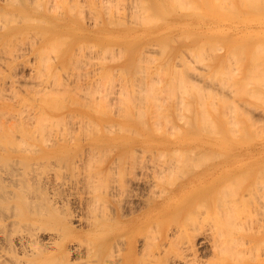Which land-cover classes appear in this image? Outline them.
Here are the masks:
<instances>
[{"label": "bare ground", "instance_id": "1", "mask_svg": "<svg viewBox=\"0 0 264 264\" xmlns=\"http://www.w3.org/2000/svg\"><path fill=\"white\" fill-rule=\"evenodd\" d=\"M2 1L0 0V11L3 15L4 14L3 12L4 11L9 12L11 7L9 6L10 8H8V6H7L9 2L7 4H4L5 0L3 1L4 3ZM11 1H14V0H11ZM19 1H18V3H22L21 4L22 7H24L26 9V7H28V6H26L27 3L31 4V2L33 0L31 2H29L30 0L29 1L27 0V3H25L24 0H22V2H19ZM42 1L43 0H41V1L40 0H36V1L34 0L33 4H35V2H36L37 5L39 7H41L43 5ZM51 1H53V0H51ZM60 1L61 0H59V2L56 1L59 5L57 3L54 5L59 6V9L61 8V11H63L62 10L63 5L60 7ZM65 1L68 2V4L66 2L65 3L69 6V7H67V9H69V11L71 9L70 13L72 12V10H74L76 8V5L80 4V3H76V2H79L80 0L79 1L75 0L76 2L72 1L74 3V6H75V8H73L71 0H69V1L71 2L72 6L70 5V2L68 0H65ZM81 1H83V0H81ZM84 1L82 2V4L84 3ZM91 1H89L90 4H94L91 6H93V7L95 6L96 11H97V9L99 10L101 6L98 8L95 4L98 1L94 0V1H97L94 3H93V1L92 2ZM101 1L103 2V0H101ZM108 1L106 0L105 2L107 3ZM110 1L111 2H109V3L112 5L113 0H110ZM118 1L121 2V0H117L115 2L114 6L113 5L109 6V3L107 5L105 2H104L105 4L104 3L102 4L101 2L100 3L102 5H106L104 7L102 6L103 8L108 7L107 9H105L106 11L105 10L104 11H105V13L108 12L110 14V12H112V11H109V10L112 9V7L114 8L115 5H117L120 8L119 5H121V4H119ZM128 1L129 0H125V2H124V0H123V3H124L123 13L126 10H129V7H127V6L133 7L135 2H136L135 6H134L135 9L132 8V9H134L135 14H134L133 10L130 8L132 10L131 13L134 15V17L137 16V13L141 14V12L145 11V12H143V14L140 15L141 18L143 19V20L142 19L141 20L144 23L148 21L147 24L148 23L150 24V26L148 25L149 27H155V26H151L152 23L150 22V20L152 19L151 21H154V20L156 21L157 18H154L153 15H150V17H148L149 14H151L149 12H148L149 14H146V11L148 10V7L150 6V4H145V5H149V6H146L147 8L145 7L146 8L145 9V8H143L142 1H140V0H138V1H140L139 3L136 0H133V5L129 4L132 2L131 0L129 1V3L127 5L126 2H128ZM174 1L172 0V2H174ZM187 1L188 0H186V2H182L181 3L182 6H180L178 4L179 7H183V9H184L186 6V5L184 6V4L185 3L187 4ZM217 1L218 0H216V2ZM223 1H225V0H222V3H221V0L219 1L222 4V5L219 4V6L223 7V8L220 7V8H222V10L223 9L226 10L228 6L227 7L224 6ZM247 1H249V0H247ZM259 1L261 3L262 2L264 3V0L263 1L259 0ZM15 2H16V0H15ZM63 2H64V0L61 2V4ZM87 2H86V6H88V4H89V3L87 4ZM153 2L155 4V1H153ZM168 2H169V0H168ZM178 2H179V0H178ZM178 2L176 0L175 4ZM239 2H240V0H239ZM242 2L244 3L245 1L241 0L240 6H239V5H237V4H239L238 2L236 4L235 0L234 1L231 0L230 4L233 5L235 3L236 6L241 7V6H243V5H241ZM250 2L252 3V1H250ZM256 2L258 3L257 0H256ZM39 3H40V5H39ZM52 3L53 2H51L49 6H51L53 8L54 6H52L53 5ZM75 3H76V5H75ZM188 3H191V2H188ZM192 3L195 4L196 3L195 0ZM224 3H226V2H224ZM228 3H229V0L226 4H228ZM263 3H262V5H263ZM9 4H11V3H9ZM46 4H49L48 0H47ZM125 4L127 5L126 6L127 9L125 7ZM137 4L138 5L141 4L140 6L142 8L139 6V9H138ZM169 4L171 5L174 3H169ZM244 4H246V2ZM254 4H256V3H254ZM258 4H260V3H258ZM14 5H16V3ZM83 5H85V4H83ZM83 5L82 6L79 5V6L83 8ZM143 5H144V2H143ZM178 5H177V7H178ZM231 5L228 8H231L232 10H233V8L235 9L236 6L232 7ZM247 5L249 6V3ZM252 5H253V3L251 4V6ZM33 6H35V5H33ZM49 6L47 5V6L43 7L42 10H39L41 8H38L37 11H38V13H40L39 15H42L43 13H44L43 15H45L47 12L50 15L49 12L52 13L53 9L51 8L52 11H50ZM91 6L89 8L90 11H91V9H93ZM117 6L115 7L116 11L114 10L115 12L113 11V13L117 14L118 10H122V8L119 9ZM157 6L159 7V4ZM163 6H164L163 8L168 7V5L167 6L163 5ZM197 6L200 7L201 5L199 6L198 3H197V5L195 4V7H196L195 9H200ZM251 6L248 7L249 11H250ZM12 7H13V5H12ZM121 7H122V5H121ZM193 7L194 6H192L190 4V8H193ZM214 7L215 6L213 5V8ZM243 7H245V6H243ZM253 7H255V5L252 6V8ZM256 7H258V6H256ZM85 8L86 7H84V10H85ZM140 8H141V10H140ZM173 8H174V5H173ZM188 8H189V6H188ZM190 8H189V11H190ZM261 8H263V7L261 6ZM17 9L20 10V8H17ZM57 9L58 8H56V11H55L56 13L59 11V10L57 11ZM142 9H143V11H142ZM150 9H151V7H150ZM169 9H170V11H169ZM169 9H168V11L171 12L170 7H169ZM210 9H212V8H210ZM214 9H216V8H214ZM236 9H239L238 12L240 10L243 11V9L245 11V8H243V9L236 8ZM81 10L83 11V9H81ZM81 10H79L78 13H76V14L80 15L82 13V15H80V17L82 16L81 18L84 20V19H86L84 17V15H85V13H86L85 11L87 9L84 12H81ZM131 10H129L127 14H131V13H129ZM135 10H137V11L140 10L141 12H136ZM157 10H158V8H157ZM166 10H167V8H166ZM166 10H161V11L166 12ZM177 10H179V9H177ZM177 10H175V11H177ZM260 10H262V9H260ZM11 11L9 12V14L11 13ZM15 11H16V9H14V12ZM183 11L184 10H182V12ZM186 11H188V10H186ZM233 11H235V13H236V10H233ZM253 11H254V9H253ZM18 12L15 14L16 16L13 13L14 18L17 17L18 20H19V18H20V20H22L21 19L22 15L20 17L17 16ZM20 12H21V14L23 13L22 11H20ZM25 12H26V10H25ZM29 12H30V10H29ZM76 12H77V10H76ZM177 12H179V11H177ZM182 12H180V13H182ZM1 13H0V17L2 16ZM7 13H5L7 20L9 19V20H12V22H13V18L11 19V17H13V15L11 16V14H10V17H9V14L7 15ZM36 13H33L34 14V17H33L34 20L39 19L38 15H37L38 13L37 14ZM53 13H54V11H53ZM56 13H55V15H56ZM62 13L63 12L60 13V16ZM65 13H66V15L63 16V14H62V17H59V18L56 17L58 19H56L55 21H54V19L51 18L53 20L52 22L57 23V25H61V24L69 25V23H71V21L73 22L74 20H76V19H74V20H72V19L76 18L77 16L73 17L71 19L70 15H68L67 12H65ZM74 13L75 12H73V14ZM118 13H120V15L123 14V13H121V11H119ZM144 13H145V18H144V16H142V15H144ZM154 13H155V10H154ZM174 13H176V12H174ZM186 13L188 14V12H186ZM186 13H185L186 16H189V15L191 16L193 14L192 13V14L187 15ZM189 13H191V12H189ZM220 13H221V11H220ZM244 13H243L244 15L247 14L246 12H244ZM35 14L37 15L36 17H35ZM87 14L89 16L91 15L88 12H87ZM92 14L94 15V13H92ZM97 14H100L99 11ZM109 14L105 15V17L107 16L108 20L110 19V17L113 18V22H114L116 17L114 16L115 17V19H114L113 15H115V14H113V15L110 14L111 16H109ZM196 14H197V12H196ZM253 14H255V13L253 12ZM55 15H53V16H55ZM79 15L77 18L78 21H79ZM133 15H132V18H133ZM200 15L202 16L201 12H200ZM223 15L226 16L224 13H223ZM46 16H47V14H46ZM125 16H126V20L124 18H122L121 16L117 15V17L121 18L119 20H121L122 22H123V20H124V22L128 20L127 19L128 15L125 14ZM140 16L138 15V18L136 17V19L133 18L134 20L130 16L132 21H130V20L129 21L133 22V23H137L138 20H140ZM154 16H155V14H154ZM159 16H160V14H159ZM172 16H174V15H172ZM186 16H185V18H186ZM197 16H198V14H197ZM4 17L5 16H3V18H0V20L1 19L4 20ZM94 17H95V19L101 18L98 15L93 16V19H94ZM123 17H124V15H123ZM209 17H210V15H209ZM232 17H233V15H232ZM249 17H247V19H246L247 21H248ZM257 17L260 18L261 15H260V17L257 15ZM23 18H25L26 20H32L29 18V16H27V18H26V16H23ZM53 18H55V17H53ZM146 18H148V19H146ZM160 18H162V16ZM183 18L184 17H182V19ZM244 18H246V17H244ZM244 18H240V19L243 20ZM25 19H23V20H25ZM90 19H91V17L89 18V21H90ZM95 19L93 20L94 23L96 21H100V23H101V22H103L102 20H104L101 18L102 20L99 19V20L95 21ZM260 19H262V18H260ZM3 20H1L2 22L0 21V23L3 24ZM7 20L6 21L4 20L3 26L5 25V22H10L9 20L8 21ZM40 20L41 19H39V21ZM44 20L46 21L45 18H44ZM83 20H81V21H83ZM108 20L106 21L107 23L112 21V20L111 21H108ZM117 20H118V18H117ZM135 20H137V21L135 22ZM165 20L167 21V17ZM169 20H168V22H169ZM171 20H173V19H171ZM208 20H210V19L208 18ZM262 20H264V19H262ZM142 21H139V22L142 24L143 23ZM158 21H160V19H158ZM158 21H157V24H159V26H161L160 23H162V22L158 23ZM162 21H164V20H162ZM173 21L175 22L176 20H173ZM184 21H186V19H184L182 22H184ZM198 21H200V20H198ZM223 21H224V19H223ZM234 21L235 20H233L232 22H234ZM257 21H258V19L256 20V22ZM14 22L18 23L17 21H14ZM23 22H25V21H23ZM33 22H35V21H33ZM52 22H49V23L51 24ZM84 22H88V21H84ZM180 22H181V20H180ZM182 22H181V24H182ZM219 22H221V20H219ZM256 22H255V25H256ZM19 23H21V21ZM36 23H38V22H36ZM39 23H41V22H39ZM79 23H80V21H79ZM79 23H77V24H79ZM90 23H91V21H90ZM116 23L117 22L115 21L114 24H116ZM121 23L118 22V25H120ZM196 23L194 22L192 24L195 26L196 25L198 26L199 22L197 24ZM200 23H202V25H203L204 22H200ZM200 23H199V25H200ZM211 23H212V21H211ZM213 23L211 24V26L213 25ZM217 23L218 22L216 21V24ZM221 23L223 25L226 22L225 23L221 22ZM237 23L239 24V22H237ZM244 23L247 24V22H244ZM250 23H251V25L253 24V26H254L253 22H250ZM258 23H259V21H258ZM258 23H257V25H258ZM2 24H0V26H2ZM48 24H46V25H48ZM81 24L82 23H80V25ZM95 24H97V22ZM110 24H113V23L111 22ZM157 24H155V25H157ZM243 24H242V26H243ZM249 24H248V26H249ZM71 25H73V24H70L69 26H71ZM133 25H136V24H133ZM143 25H145V24H143ZM180 25L178 27H183ZM222 25H220V26H222ZM230 25H232V24H230ZM236 25L237 24H235V26ZM240 25H238L237 30H238ZM3 26L1 27L2 29L0 28V30L4 29ZM37 26H39V25H37ZM99 26H98V28H100ZM174 26H175V24H174ZM208 26H210V23ZM213 26L215 29V24ZM217 26H219V24ZM48 27H50V25ZM87 27H88V25H87ZM87 27L85 26L86 31L88 33L89 31H88ZM94 27H95V25H94ZM190 27L191 26H189V29H190ZM225 27H227V30H228L229 27L228 26H225ZM8 28L5 29L7 31V33H8ZM20 28L22 29V27H20ZM20 28H15V30L16 29L19 30ZM67 28H68V26L66 27V29ZM80 28L82 29L83 27H80ZM85 28L83 29V31L85 30ZM104 28H105V26H104ZM104 28L102 27V30H104ZM118 28H119V26H118ZM168 28H170V27H168ZM175 28H176V26H175ZM246 28H247V26H246ZM255 28H256V26H254L252 28V29H254L253 30L254 32H252L254 34L256 33V30H257V28H256V30H255ZM38 29H41V28H38ZM75 29H72V30H75ZM89 29H90V27H89ZM93 29L95 30V28H93ZM120 29H122V27ZM165 29H167V28H165ZM171 29H173V28H171ZM184 29H185V25H184ZM184 29L182 31H180V33H182L181 35H179L180 34L179 33L177 36V34H176L178 32L177 31L175 33L176 35L174 36V34H173L172 36H174V38L177 40L178 39L181 40L186 36V38L189 37V38H187L189 40L190 35L187 36L188 35V34H186L187 32L185 34H183ZM191 29H192V27H191ZM212 29H213V27L211 28V30ZM234 29H236V28H234ZM234 29L233 30L231 29V30L233 32H235ZM239 29H241V26ZM17 30H16V32H17ZM72 30H70V31H72ZM108 30H110V29H108ZM159 30H161V29H159ZM190 30H188V32ZM195 30H196V28H195ZM195 30H194L193 35H195V33H196ZM249 30H250V28H249ZM13 31H12V33H15ZM28 31L29 30L27 28V32ZM39 31L37 33L34 30H33V32L30 31L31 33H33L35 35L34 36L32 34L31 36L36 37L38 35L39 38L36 37V39L38 38L40 40V38L42 36L44 37V35H42V34L49 32V30H47L46 32L41 31L42 32V34H41V32H39ZM78 31H81V30H78ZM126 31H128V29ZM131 31H132V29H131ZM162 31H159V32H162ZM198 31H200V29H198ZM84 32H80V33H84ZM94 32H96V31H94ZM108 32H110V31H108ZM142 32L145 34L144 31H142ZM149 32H150V30H149ZM191 32H192V30H191ZM212 32H213V30H212ZM222 32H223V30H222ZM53 33H54V31H53ZM153 33H155V32H153ZM165 33H166V31L164 32L163 36L166 35ZM173 33H174V31H173ZM197 33H200V32H197ZM206 33H208V32L206 31L204 33V35ZM229 33H231V32H229ZM21 34H23L22 35L23 38H20V34H19V37H17L16 34L14 36L17 42H18L17 38L20 39L18 43L21 42L22 44H25V42L23 43V41H22V40H25V38H28L26 40H29L30 38H32V39H30L31 40L30 42L32 44H35L38 42V41H35L36 39L31 37L30 35H29V37H27V35L24 34V31H23V33L21 32ZM27 34H29V32ZM55 34H59V33H55ZM95 34L96 33H94V36H97ZM100 34L102 35V33H100ZM103 34H106V33H103ZM112 34L114 36V33H112ZM120 34L117 33L118 36ZM152 34L150 36H152ZM190 34L192 35V33H190ZM226 34H228V33L226 32ZM233 34H236V32ZM233 34H232V36H233ZM243 34H244V32H243ZM245 34H246V32H245ZM3 35H5V34H3ZM3 35H1V33H0V36L3 37ZM60 35H61V33H60ZM92 35H93V33H92ZM134 35H135L134 40H136L135 42L138 43L139 41H137V38H136V35H138V34L136 33ZM141 35H142V33L139 34V38H141ZM158 35L159 34L157 33V36ZM183 35H185V36L182 37ZM10 36L8 37V39H6L7 36L5 37L6 42L4 41L2 43V46H0V47H3L4 45L7 47L8 43H10L8 45L9 47H10V45H13V47L16 46V44H15L16 41L13 38V35L11 36L12 37L11 41H13V39H14V41H15V42L13 41L14 44L10 42V39H11ZM24 36H26V37H24ZM46 36L47 35L45 34L44 39L46 38ZM105 36H104V38L108 37V36L107 37H105ZM124 36H126V35H124ZM163 36H161V38L165 39V38H163ZM172 36H169V37H172ZM224 36L230 37V34L224 35ZM247 36L249 38H251V35L249 36V34H248ZM55 37H56V35H55ZM62 37L65 39L64 35ZM62 37H61V39H59L60 41H63ZM70 37L69 38L73 40L74 36L72 37V35H71ZM178 37H180V38L182 37V38L180 39ZM192 37H194V36H192ZM209 37H210V35H209ZM212 37H216V35L212 36ZM238 37L239 36L237 35V38ZM253 37H255V35ZM66 38L68 39V37H66ZM76 38H79V37H76ZM76 38H74V40ZM139 38H138V40H139ZM142 38H145V37H142ZM156 38L157 37L154 38V41L158 39V38L157 39ZM197 38L195 40L200 39V38H198V39ZM70 39H69V41L66 40L67 42L64 45L62 42H61V44H58V43H60V41L58 39H57V41H59V42L56 43V38H55V42H54V40L52 42L56 43L58 45H61V46L63 45V48L65 47V49L68 50L71 48V46H70V48H68L69 46H67V43L70 42ZM80 39H81V37L79 38V40ZM86 39H88V38L86 37ZM91 39H90V42H93V41H91ZM100 39H103V36H101ZM129 39H130V37H129ZM129 39H126V40H129ZM151 39H153V38H150L149 39L150 42H149L148 39L145 38L141 42L144 43L145 40H147L148 43L151 44V46H152V44L154 45V46H152V48H150L151 46L148 44H143L144 46L140 52L138 51L137 47L134 49H137L138 53L139 54L142 53V55H144L146 53V51H149V54H151L150 51H152V50H153L152 54H154L156 52V50H159L161 48V45H159L160 42H157V41H156L157 44L156 43L154 44V41L153 40L151 41ZM167 39H168V37H167ZM173 39L169 38L170 41L165 39L166 41L163 40V42L165 41L168 44V42H171V40H173ZM202 39H204V38L202 37ZM7 40H9V41H7ZM48 40H50V38H48ZM109 40H110V38H109ZM119 40H121V39H119ZM188 40H186V42ZM232 40L233 39L231 38V41ZM33 41H35V43ZM50 41H47V42H45V40H44V42L42 41L43 44L44 43L46 44V45L44 44V46H46L47 48H45L43 45H41V49L44 47L43 49H45V50H42V51L45 53L47 51L48 58L52 59V58L57 57V55L55 54L57 52V50L55 53L51 52L54 50L55 47L52 48L50 46L52 44V43H49ZM112 41H114V40H112ZM160 41H161V39H160ZM193 41H194V39H193ZM215 41H216V44H219L220 41H224V40L218 39V41H219L218 42L216 39ZM215 41L212 42V44L213 43L215 44ZM0 42H2L1 37H0ZM30 42L28 43V41H26V43H28L29 46L32 47ZM63 42H65V40ZM94 42H96V41H94ZM176 42L178 43V41H176ZM189 42H192V41L189 40L188 43ZM194 42H192V43H194ZM210 42L211 41L209 39V41H207V44H209ZM4 43H6L7 45ZM47 43L50 44V45L48 44L49 47L47 46ZM76 43H77V41H76ZM76 43H75V45H77ZM79 43H81V42H79ZM108 43H109V41H108ZM142 43H141V45H142ZM145 43H147V42H145ZM174 43H175V41H174ZM200 43L202 45V43L205 44L206 41L205 42L200 41ZM228 43H230V42H228ZM261 43L263 45V42H261ZM81 44H83V42ZM84 44H86V42ZM93 44L95 45V43H93ZM93 44H92V46H93ZM100 44H101V46L104 45L102 41ZM100 44H99V46L96 44V46L101 47ZM132 44H134V43H132ZM186 44H183V46L185 47ZM214 44H213V46H215ZM241 44H242V42H241ZM20 45H17V47H20ZM27 45L25 44V46L27 48H31V47H28ZM70 45H72V44L70 43ZM83 45L82 46L80 45V48L82 50L84 48ZM87 45H88L87 47L89 48L90 44H87ZM111 45L113 46V44H111ZM141 45L139 47H141ZM155 45L156 46L159 45V47L157 46L156 49L153 48V47H155ZM162 45L164 46V47L163 46L162 47L165 48V50L163 49L164 53H165V51L167 52L168 51V50H166L167 45H164V44H162ZM195 45H197V44H195ZM201 45H200V47L197 48L199 51L201 50L200 48H202L203 50H206V48H207L208 51L206 50L205 52L203 51L202 53H200L201 55H199V54L196 55L197 52L199 53V51L196 49L197 51L194 53V57L196 55V57H195L196 59L193 61L195 62L198 58V61L200 63L203 62V64H205L204 63V61H205L206 64L204 66H206L207 64L209 65V63H207L206 60H212L213 57H211V56H213L215 54V52L219 51L220 49L216 50V47L218 45L215 46L214 48L212 45H210V46H212L213 49L209 45L206 46V44L204 45V47H205V49H204V47H202ZM235 45L233 44V47L230 50L227 49V51L229 50V53H227V55L229 56L230 54H232L231 59H233L236 56L239 59L234 58L233 60L237 59V61L238 60L240 61L241 56L238 57V55H235V53H236V51H234V49L236 50ZM260 45L261 44H259V46ZM5 46L3 47V49H0V52L3 51L5 48L6 50H4L2 52L4 55H5V53H6V55L7 54L11 55L10 53H12V55H13V56L12 55L10 56L11 58L7 56V58H8L7 59L6 55H5V57H3L4 55L2 53L0 54V55H3V56H1L2 59L6 58V60H7V61L2 60V59L0 60V61H4L2 63L5 64V66H6L5 69L7 71L9 64L11 62L13 63V60L18 62L19 59L16 60L17 59L16 56L19 55V58L22 56L24 57L26 54L25 55L23 54L25 52L23 50L24 49L27 50V49L24 48L25 46L23 45V47H22L23 50H22V48L16 50V48H17L16 47V48H13L12 52H10V50H12V46H11L10 50L8 48H6ZM38 46H39V44H38ZM84 46H86V45H84ZM104 46H102V47H104ZM125 46L128 47V44L127 45L125 44ZM132 46H134V45H132ZM174 46L175 45H173V47ZM187 46H189V45H187ZM227 46H229V45H227ZM35 47L33 46L31 48V50H33V48H35ZM87 47H86V49H88ZM94 47L95 46H93V48ZM98 47H96L97 49L95 48V50H97V52H98ZM120 47L122 48V46H120ZM120 47H119V44H118V47L116 44V48H120ZM173 47H170V51H168L169 53L171 52V48H173ZM180 47H182V46H180ZM244 47H245V45H244ZM244 47L242 46L241 48L245 49ZM261 47L263 48L264 46H261ZM51 48L53 50L50 51ZM58 48L61 49V47H59V46H58ZM90 48L87 50L89 52H86V49H84V51H85L84 56H86L87 59H88V55H86V54L87 53L92 54L91 56H89V58L91 57V60L90 59L86 60L85 59L86 57L84 58L88 62H83V63H87L84 65H87L88 67L91 64V61L94 60L93 58H96L98 56L99 52L101 54L100 56H102V53H101L102 49H101V51H99L98 53L95 54V56L97 55L95 57L93 54V53H95V50H92L93 51L92 52L90 50ZM108 48L109 47L107 46L106 52L108 55L113 53V52L116 53V50L114 51V49L112 52L108 53V51H109ZM192 48H194V46L191 47L190 49L188 47L183 48L185 51L186 50L189 51V54L192 56L191 60H190V57L188 58L186 56L187 55L186 53H188L187 51H186V53H184L185 51H181L182 49L181 50L179 49L181 52L180 55L184 54L186 56V58H185L183 55H181L182 58L186 59V62H188L187 60H189L190 62L192 61V58H193L192 54L193 53L190 52V51H193ZM217 48H220V47L218 46ZM241 48L238 47V49L240 51L242 50ZM257 48H259V47H257ZM48 49H49V51H48ZM122 49H124V47ZM14 50H16L18 52H21V50H22L23 51L22 55H21V53L17 54L18 52H16L15 54H17V55L14 56V54H13L15 52ZM63 50H61V51H63ZM66 50L64 51L65 54L67 52ZM82 50H81V52H82ZM104 50H105V48L103 49V51ZM126 50H127V48H126ZM239 50H237L238 53L244 55L242 52H239ZM37 51H36V54L34 53L35 57L38 54ZM42 51H40V54L42 53ZM70 51H72V49H70ZM74 51H79V50L74 49ZM209 51H211L210 53H213V54L209 53L210 56L208 57L209 54L208 53L206 54V52H209ZM253 51H255V50H253ZM253 51H252V54H253ZM7 52H10V53H7ZM28 52H30V51H28ZM48 52L54 54L55 57H52L53 55L51 56L52 58L49 57L50 54H48ZM104 52H103V54L105 55ZM127 52H128V50H127ZM134 52H136V51H134ZM256 52H259V50H257ZM59 53H57V54H59ZM72 53H74V52H72ZM120 53H124V52H122V51L119 53L117 52L116 56L117 55L120 56L121 55ZM203 53H204V55L206 54L208 59L205 60V58H203L205 56L200 57V56H202ZM69 54H70V52H69ZM79 54H81V53H79ZM223 54L224 53H222V55ZM263 54H264V50H263ZM28 55H29V53H28ZM28 55H26L27 58H28ZM45 55L46 54H44V55L42 54V56H45ZM82 55H83V52H82ZM157 55H159L161 57V54H157ZM167 55L169 56L170 54L167 53ZM167 55H166V58H167ZM175 55H177V54H175ZM218 55H219V53H218ZM260 55H261V53H260ZM42 56L41 55L38 56V58L40 57L41 61H40V59H38V61H37V59H34L35 57H33L34 60L31 58L32 59L31 61L36 60V62H34L35 66H33L32 62H31L32 65L28 64V63H30V61L25 59V57H24L25 60H22V61L19 60V63L28 62V63H26V65H30L31 67L37 68L38 65H36V63L38 62L40 64L39 67L42 68V71H43L42 73H44V76H46L47 79L50 78V81L52 79L51 82H53L54 77L51 78V76L55 75L58 82H59V80L61 81V79H62V81H61L62 84H64V82H65V81L63 82V80H67L69 78V75H68V78L66 77V75L68 74V71L71 70L70 66H71V64L73 65V63H72L73 60H74L73 62L75 63L74 58H76V61H81V63H82L83 57H84V56L82 57L80 55L82 57V59L80 57H78V59L80 58L78 60L77 56H75V53H74L75 57L73 56L74 58H71V63L69 64L70 66L69 67L65 66L67 69V72H66V69L64 68V65L65 64L68 65V63L70 62L69 61L70 56H68V61H69L68 63L64 62L67 60L64 57L65 60L63 59V62L65 64L61 65L60 63H58V65H57L55 63V65L58 66V67H56V68H58V70L56 68H54V70L52 72V69L55 66V65H53L54 59L52 60V63L50 65L49 63L51 62V60H49L46 56L45 57H42ZM100 56H98L96 59H98L100 61H105L104 59L107 60V58L109 59V57H110V59H113V58L116 59L117 58L115 56V54H113L114 57L108 56L104 59L101 58V59H103V60H101V59H99ZM123 56H124V54H123ZM128 56H129V54H128ZM137 56H138V54H137ZM145 56H146V54H145ZM151 56H152V59H151ZM151 56L148 55L146 58L149 60L145 59V62H144V61H140V59H142L141 54H140V56H139L140 57L139 58L140 63L139 64L137 63V66L140 65L142 68H145L146 64L149 65V63L152 62L154 59H155V61H157L156 60L157 57L159 58V56H156V58H154L155 54L151 55ZM162 56H165V55H162ZM224 56L225 55H223V59H224L223 61H225V59H226ZM228 56H226V57L228 58ZM13 57L14 58L16 57V59H14ZM58 57H57V59L62 60ZM60 57H63V56H60ZM111 57H113V58H111ZM171 57H172V55H171ZM215 57H217V54ZM254 57L255 56L253 55L252 58L255 59ZM262 57H260V58H262ZM9 58L11 59V61H9L10 60ZM45 58L49 60L48 62L46 60V62L48 64L45 63V66L43 65L44 67L47 66L46 68L41 66L42 65L41 63L45 60ZM178 58H180V56H178ZM200 58H202L204 61H202V59H200ZM120 59H122V58H120ZM163 59H160V61L161 60L163 61ZM184 59H182L183 60L182 61V60L177 59V57H176V60H179V62L182 61L184 63ZM220 59L222 61V58H220ZM231 59H230V56H229V59H227L228 60L227 61L228 66H231V65H229L230 64L229 62H232ZM253 59H251V61H253ZM146 60L150 61V62L148 63ZM171 60H173V59H171ZM176 60H174V61H176ZM215 60H216V58H215ZM243 60L244 59H241V61H243ZM262 60H263V58L260 59V61H262ZM5 61L8 63V65L6 64ZM123 61H126V60H123ZM155 61H153V62H155ZM193 61L191 64L192 67L194 65ZM254 61H253V63H254ZM257 61H259V60H257ZM44 62H43V64H44ZM106 62H108V61H106ZM106 62H104V63H106ZM119 62H120L119 63V65H120L121 61H119ZM141 62H144L145 64L144 63L142 64ZM170 62H172V61H170ZM177 62H175L174 64H176ZM190 62H188V63H190ZM216 62H218V61H216ZM220 62H219V66L221 64ZM24 63H22V64L24 65ZM83 63H82V65H83ZM94 63H96V62H94ZM98 63L100 65L96 64V66L98 65V67L96 69H100L99 67L101 66L102 62H98ZM125 63H127V61ZM165 63L167 64V61ZM188 63H187V65H188ZM262 63L263 62H261V65H262ZM76 64H77V62H76ZM76 64H74L73 66H76ZM79 64H80V62H79ZM111 64L115 65L114 63H111ZM127 64H129V63H127ZM153 64H154V66H156L155 63H153ZM180 64H181V62H180ZM180 64L178 63V65H180ZM184 64H183L184 68L182 67L184 70L187 68L189 69V66H190V69L193 70L190 64L188 66L186 65L187 68ZM203 64H201V66ZM227 64H225V65H227ZM257 64H259V63H257ZM12 65L13 64H11V66ZM15 65L18 66L19 64L15 63L12 67L13 68L16 67ZM26 65H24V66H26ZM49 65H50V67H48ZM80 65H79V67H75V68H79V70H78L79 72L77 70H75V68L72 69V73L75 75V77L77 76L78 73L83 72V70L84 71L86 70L87 72L92 70L91 69L88 71L86 68L83 69L81 66V69H83V70L80 71L81 70ZM84 65H83V67H84ZM119 65H118V68L120 69ZM131 65L132 64H130V66ZM134 65H135V63H134ZM144 65H145V67H143ZM158 65H160V67H161V65H162L161 62L158 61ZM208 65L206 67L203 66L204 68L202 67V69L206 70V68H209ZM234 65H236V63ZM239 65L240 64L237 63L236 67L238 68ZM252 65H255V64H252ZM252 65H250V66L252 67ZM261 65H260V67H262ZM0 66H1L0 72L3 71L0 75L3 76L2 74L6 73V75L8 76L9 75L8 72H4L5 71L4 65H2L0 63ZM30 66L27 68H30ZM51 66H52V68H51ZM60 66H63V67H60ZM92 66L94 67V65H92ZM106 66L104 65V67H106ZM124 66H126V65H124ZM150 66H149L150 69L154 68V66H152L153 68H151ZM170 66H172V64ZM196 66L194 65V67H193V68H196V69H194V70H196L195 72L198 71L196 74L201 73V68H200V71L198 68V67H200V65H198L197 67ZM219 66L216 67V70ZM20 67L17 69L18 72H19ZM132 67H130V68H132ZM135 67H136V65H135ZM166 67H167V65H166ZM174 67H176V68H174L175 73H179L178 78L181 77L182 75H180V74H182V73H180L178 71L181 68L179 67L180 69L176 70L178 68L177 65ZM251 67H250V69H251ZM257 67H259V65ZM2 68H3V70H2ZM35 68H34V71H36ZM41 68H37V69L39 70ZM47 68L48 69L51 68V71L49 70L50 74L52 72V75H50V77H48L49 74L45 75V73L48 71ZM60 68H63L62 72L64 70L66 74L64 72L63 73L65 75L63 73H61V74L59 73V72H61ZM68 68H70V70ZM101 68H102V66H101ZM106 68H107V71L110 72V70H108V69H110V66H109V68L108 67H106ZM122 68H121V70H122ZM124 68H127V67H124ZM138 68L136 67L135 70L138 71L139 70ZM157 68H159V66ZM157 68L155 67L153 69V71H150L148 73L152 74L151 72H153V75H154L155 71L159 72V70H160V68L159 69H157ZM162 68H164V67H162ZM9 69L11 70L12 68H9ZM43 69H46L45 72ZM59 69H60V71H59ZM93 69H95V67ZM171 69H169L167 71H165V69H164L163 71L164 72H168V71L171 72L170 71ZM183 69H181V70L183 71ZM190 69H189V71H190ZM209 69H212V68H209ZM227 69H228V67H227ZM229 69H232L231 72L234 70L233 68H230V67H229ZM10 70H9V72H11ZM22 70L23 69H21V71ZM24 70L27 71L26 68ZM24 70H23V72H25ZM29 70L30 71H27L25 73L27 76L29 75L28 76L29 79H28V77L26 79L31 81L34 78L36 80L37 79L36 76H38V75H35L34 77H32L33 76L32 73L34 71L33 70L31 71V69H29ZM55 70L58 72H56ZM74 70H75V73H77V72L78 73L75 74ZM145 70H148L147 67ZM194 70L192 71V74H191V72H188V70L185 71L184 74L187 75V72H188V75L190 73L191 76L193 77V74L195 73ZM213 70H212V74L215 73V72H213ZM224 70H226L225 66H224ZM224 70H222V68H221L220 73L217 71V73L220 74L219 75L220 78H224V75H229L228 72L227 73L225 72L223 77H221ZM235 70H237V69H235ZM235 70L232 73L236 72ZM262 70L264 71V68ZM14 71L15 70L12 69V73H14V74H16V76H18L19 74L17 72L15 73ZM86 71L83 73H86V75L88 76ZM96 71H101V70H95V72H93V73H96ZM103 71H102V73L104 74L106 72V70H105V72H103ZM122 71L125 72L124 70H122ZM209 71L210 70H208L207 72H209ZM247 71H248V69L246 70V72ZM256 71H255V76H256ZM28 72H32V73L27 74ZM39 72H40V70H39ZM39 72L35 73V74H39V76H38L39 78L36 81H38L40 79L42 80V78H43L41 76L42 73H39ZM117 72L120 74V72L118 70H117ZM141 72L144 73V69H142ZM141 72H136V73L138 75V74H141ZM158 72L156 73V75L158 74ZM164 72H163V74H164ZM203 72H204V70H203ZM229 72H230V70H229ZM240 72H241V70H240ZM240 72H239V74H240ZM249 72H250V70H249ZM12 73H10V74H12ZM53 73H55V74H53ZM72 73H70V79L68 80L69 82H70V80L72 81V79L75 78ZM90 73L92 74V72H89V75H90ZM100 73L101 72H99V75H100ZM145 73H147V72H145ZM206 73H204L203 76L204 75L206 76ZM209 73L211 74V72H209ZM21 74H22V72H21ZM56 74L58 75V77L59 76L60 77L63 76V77L60 79V77L58 78ZM97 74L98 73H96V75ZM103 74H102V76H104V77H101V78L104 79L106 75H108V76H109V74L115 75L116 73L113 74L110 72L108 74V72H106V75L105 74L103 75ZM131 74H129V75L133 76ZM201 74L197 75V79H200ZM216 74H215V76H216ZM6 75H4V76L7 77ZM26 75H25V77H26ZM79 75L80 74H78V76ZM86 75H84V76H86ZM94 75L95 74H93V76ZM153 75H150V79L147 77V80L152 81L151 79L153 77V81H154L155 75L154 76ZM158 75H157V77H158ZM169 75H171V74H169ZM175 75H177V74H175ZM9 76H11V75H9ZM16 76L15 75H14V77L11 76V79L13 77L14 79L17 78V80H18V78L22 79L24 77V75L23 76L20 75L19 77H16ZM40 76L42 78H40ZM72 76H73V78H72ZM108 76L105 79L107 82L108 81L110 82V80H108L109 79ZM115 76H112V77L109 76V77H111L110 79H112ZM120 76L118 77V74L116 76V77H118V80L120 78V82L124 81L127 78V76L124 79L122 77L123 80H121ZM198 76H199V78H198ZM209 76L210 77L207 76L209 78L208 79L209 81H207V82H210L212 80L211 75H209ZM213 76L214 75H212V77ZM230 76H226V77H230ZM25 77L23 79V80H25V81H23V83L28 82V81H26ZM88 77L90 78V76H88ZM96 77H98V76H96ZM183 77L184 76H182L181 78H183ZM186 77L189 79L188 76H186ZM194 77L196 78V75ZM217 77L216 78L214 77V79L212 80V83L215 80L214 81L215 83H213L215 85L218 84V82H219V81L216 82V80L220 79ZM226 77L224 78V80L226 79V81H228V78H226ZM2 78H4V77H2ZM2 78H0L1 82L3 81ZM46 78L44 77V80L46 81V83L49 84L50 81L48 80L49 81L48 82ZM77 78H76V80L78 81V83L75 79H73L75 81H73V83L71 82L72 87L75 86L74 84H76V83H77V85H79L80 81ZM83 78L81 77L80 79H83ZM89 78L85 79V80H86V82L88 80V82H87L88 85H91L93 82L90 80L93 77L91 76L90 80H89ZM115 78H113V82H115L114 81ZM131 78L132 77H130V79ZM136 78H137V76H136ZM164 78H165V74H164ZM175 78L174 77L171 78L172 81H176ZM195 78L192 79L190 77L189 80H191V82H195L196 81ZM201 78L204 79L205 77H201ZM245 78L246 77H244L243 80ZM251 78H253V77H251ZM9 79H10V77H9ZM14 79H12L14 84H12L8 79L5 80V82L9 81L8 84L11 83V86L10 85L8 86L11 89L13 88L12 86L15 85V82H16ZM100 79L97 78V80H96V78H95L96 81L95 80L94 81L96 83H94L95 85H91L92 87L91 86L88 87L87 83L85 82L86 84L85 83L84 84H85V86H87V88L85 86H84V88H82L84 81L81 82L82 83L81 88L77 87V85H76L77 89H74L75 87H73L71 89L70 84L66 85L67 89L64 87L65 84L62 85L64 88L62 86H60L63 89L59 88V86H57V88H56V86H55V88L58 91H54V89H53L54 86H53V88L51 87L52 89L50 88V90L48 88L52 84H54V85L56 84V83H54V82H57L56 79L54 80V82L52 84L50 83L49 86H48V84L44 83V85L46 84L48 87L41 84L45 81H43V82L38 81L37 83L35 82L36 86L33 84L32 87L34 89L30 88V90H28V88L31 86L29 83H32L33 80L31 82L29 81L28 84L25 83V85H27L26 87L21 82L22 85L24 86V91H26V89L28 90L27 94H25L26 92H24L22 90L23 86L20 87L21 83L18 80L17 83H19L20 85L17 83L16 84L18 85L19 89L17 90L18 87H17V85H15L14 86L15 88H13V92H11V93H14L15 90H16L17 94H18V91H19V93L23 92V95L22 94L18 95V97H20L18 99V101L20 99L25 98V99H23V101L29 99V101H27V102H29L28 105H31L32 103L35 104L36 101L32 102V103L30 102L31 97L30 98L28 97L30 95L35 96V97L37 96L36 99L37 100L39 99L38 101H40V102H41V100L43 101V103H39V104L36 103L35 106L32 104V106H29L28 108L23 107V105L25 106L27 104L26 101L23 102V105H22L23 108L20 107L19 105L17 108H15L16 104L17 103L19 104L20 101L18 102L16 100L17 97L15 98V96L11 97V98H10V96H8L11 94L9 92L11 89L5 88L6 86H4V88H2L3 86L0 87V92L3 91V90H1V88L4 89V91H5V89L9 90V91L6 90L9 93V94L7 93L8 95H6V91L4 92V94H3V92H1V94H3L1 96H3V98L7 96L11 100L13 98H15V101H12V102L17 101L16 104L14 103L15 106L12 107L13 104L11 101L9 102V100H7L8 98L4 102V100H2V97H0L1 98L0 101H3V103H7V105L2 104L3 106L0 104V108L2 107L0 109V112L2 111L0 113L1 114L0 117L3 116L2 118H0V264H264V142H260L257 145H253L252 143H249L248 141H247L248 144L236 143V142L233 143L234 141L232 139L233 142L231 143V142H228L225 140L226 139L225 135H224L225 136L224 140L215 139L217 137V135L215 138H213L211 135V133H213L215 130L213 128H217V130H218L219 126L216 127L214 124H211V122H209L211 119L208 120V117L212 118V116L215 115V113H212L211 117L209 116L210 113H209V115H207L208 114L207 110L204 107L206 102H205V104L202 103L203 101H205L203 98L209 97V96L204 95L205 97H203L201 95L203 101H201V102L199 100L198 101L200 103H202L203 105L199 106L200 103L196 102L198 104V106L201 107V109L199 110V107L197 106L198 109L196 111L195 109L197 107L195 108V104H194L195 102L192 101V99H193L191 96L192 93H191V95H190V93H188L191 91L188 88L193 87L190 85H192V84L194 85L196 82L190 84V81L187 82L184 79L185 81H183V82H185V83H183V82H181V83L185 85L187 82L188 85L186 84L187 87H185V88H187L189 91H187V89H185L183 86H181V87L179 86L182 91H177L179 89V88H176L177 87L176 85H178L177 82L175 83V82L170 81L171 79L170 80L168 79L169 81L163 83L165 86L167 85L166 90H164L165 88L163 87L164 86L163 84H162L163 86H160L161 88H159V86L157 87V85H160V83H162V81H160V83L158 84L157 81L159 78L158 79L156 78L155 80H156L157 84L154 83V84H156L154 86L157 87V90L155 89L156 87H154L155 90L154 89L151 90L153 87L151 88L150 86H149L150 90H147L148 86H146V84L142 82L144 80V76H143L142 80L140 79L139 81H136V80H138V78L135 79V83L137 82V83L145 84L146 89H145V87H142L143 86L142 84L140 85L142 88L138 87L139 84L138 85L135 84L132 87L134 88L136 86V87H138L137 89L131 88L132 90L131 89L127 90V88H125L126 86L124 85L126 81H124L123 85L125 87L121 86L122 89H120V90L117 89L118 85H119V82H117L118 83V84L116 83L117 86H115V83H112V84H114L115 87L112 85L113 88H111L112 90L110 89L111 91H108L109 90L108 88H106V89H108L107 91H103L105 89H103L102 91H99L100 88H98V87H103V88L105 87V86H103L102 82L100 83L101 85H99V86L97 85L98 84L97 82H100ZM162 79H159V80H162ZM230 79H232V78L230 77ZM145 80H146V77H145ZM166 80H167V78H166ZM68 81L66 83H68ZM180 81H182V79L179 80V85H180ZM198 81H200V80H198ZM220 81L221 82H219L218 86L220 87V84L222 83L223 84L222 89L226 90V87H227V89H229L235 85L234 82L236 81V79L233 80V83H230L231 81H228V83L224 81V83H223V81L221 79H220ZM248 81H249L248 83L251 85V83H250L251 81L250 80H248ZM58 82L56 85H59ZM107 82H105V83L107 84ZM127 82H128V80H127ZM148 82H146V83L148 84ZM169 82L175 83V85L173 84L172 86H169V84H170ZM2 83L4 85L5 84L7 85V83H4V82H2ZM2 83H0V84H2ZM38 83H40V86L37 87ZM89 83H91V84H89ZM105 83H104V85H106ZM205 83H203V84H205ZM225 83H227V84H225ZM246 83H247V81H246ZM246 83H245V85H246ZM260 83H261V81H260ZM228 84L230 85L229 88H228ZM231 84H233L232 87H231ZM252 84H254V83H252ZM258 84H259V82H258ZM110 85H111V83L108 86L109 88L112 87ZM129 85H130V83H129ZM131 85H132V82H131ZM224 85L226 87H224ZM245 85H242V86L244 87ZM43 86L47 87L48 89L47 88H45V89L49 90V91H46L44 88H42ZM93 86H95V87H93ZM35 87L38 88V89L36 88V91L37 90L40 91V88H41V91L44 89L43 93L41 91L40 92L42 94L39 91L34 92ZM127 87H128V84H127ZM170 87H173V90H171V91L172 92L174 91V92L170 93V95L168 96L169 98H166L167 97V96H165L166 91L168 93L171 92V91H169L170 89H172ZM200 87H201V85L197 86L196 88L194 86L195 90L197 88H199L198 91L196 90L195 92L200 93V94L201 93L204 94V92H205L204 90H208V89H206L207 87L205 89L202 88L204 90H201ZM213 87H214V85H213ZM92 88H94V89L92 90ZM182 88H184L185 91H183ZM235 88H237V87H235ZM235 88L232 89L233 93H234V91H235V93L237 91V90H235ZM246 88H247V86H246ZM252 88H254V86ZM113 89H115V90L113 91ZM128 89H129V87H128ZM167 89H169V90H167ZM209 90H210V88H209ZM213 90H215V89H213ZM213 90H212L211 94L213 92H215ZM219 90L221 91V89H218V91ZM232 90L230 89V91L228 90V92L227 91L226 92L227 93L230 92L232 95H234L231 92ZM247 90H248V88H247ZM31 91H33L34 93ZM28 92L30 93V95ZM222 92L224 93L222 96H224L226 94V92H224V91H222ZM237 92H238V95H240L239 94L240 92L243 94V92H245V91L242 92L241 90H239ZM247 92H245V93H247ZM262 92H264V91H262ZM35 93H37V94L39 93L40 95L39 94L35 95ZM209 93H210V91H209ZM249 93L254 94L255 92L249 91L248 95H249ZM17 94L14 93V95H16V96H17ZM200 94L198 95V99L201 100V98H199ZM206 94L208 95V91H206ZM218 94H220V93H217V96H218ZM229 94H227V95L230 96ZM4 95H6V96H4ZM11 95L13 96V94H11ZM21 95H22V98H21ZM257 95H259V96L256 97V95L254 94L253 98H259L263 94L259 91ZM213 96H216V95H213ZM222 96H219L218 98H222ZM35 97L33 98L34 100H36ZM57 98H58V100H57ZM214 98H216V97H214ZM224 98H222V99H223V101L224 100L225 101L222 103H225L228 101V100L226 101V97H224ZM231 98L233 99V96H231ZM237 98H238V96L234 99L235 103L236 102L238 103V101H239V100H237ZM240 98L241 97H239V99ZM244 98H247V99H246V101L242 99L244 101L243 103H245L247 105V100L249 97H247V95H246V97H244ZM149 99L150 100L153 99L154 102L151 101V103H149L148 102V101H150ZM44 100L46 101V103ZM187 101H189L190 103H188ZM213 101H215V99L211 100V102L209 103V104H211L210 107L211 106L217 107L216 103H214ZM58 102H60V103H58ZM232 102H234V101L232 100ZM240 102L242 103L241 99H240ZM0 103H2V102H0ZM10 103L12 104V105H10L12 110H10L11 108L7 109L8 107L5 108V106H8ZM21 103H22V100H21ZM21 103H20V105H21ZM101 103H102V105H101ZM248 103L250 104L249 101H248ZM225 104H224V106H225V108L228 109L227 114L229 113V115H228V118H229L230 113H233V112H232V109H230V111H229V106L226 107L228 105V103H227V105H225ZM238 104H240V103H238ZM245 104H244V106H242L244 109L246 107ZM28 105H26V106H28ZM240 105H242V104H240ZM252 105H251V107H254V102L252 103ZM187 106H189V108ZM231 106H232V104H231ZM249 106L246 107V108L251 109L249 111H246V112H248L247 114H249L248 116H251V117L254 116L255 117V115H257V114L251 113L253 115L252 116L249 113L250 111L254 110L255 108L252 109ZM19 107L21 109H18ZM185 107H187V108L184 109ZM202 107H204V108H202ZM256 107H258V105ZM3 108L5 110L7 109L9 111H6L3 113V111H5ZM220 108H218V110ZM260 108H259V111L264 112L263 108H261V110H260ZM203 109H205L206 112ZM234 109H235V107H234ZM210 110L211 109L209 108L208 111H210ZM216 110L214 108V111H216ZM222 111H223L222 113L224 114L225 110H222ZM244 111H242V112H244ZM259 111L257 109V112H259ZM210 112H212V111H210ZM235 112L236 111H234V113ZM246 112H245V114H246ZM253 112L256 113L255 111H253ZM239 113L240 114H238V115L240 116L242 113L240 111H239ZM235 114H233V117L235 116ZM247 114H246V116H247ZM226 115L224 114V118L226 117ZM201 116L203 118V120L201 119L202 120L201 122H205V124H203V125L198 122V119ZM215 116H219V115L216 114ZM261 116H262V119H264L263 114L258 116V120H260V122L263 121L262 119H259V118H261ZM231 117H232V114H231ZM213 118H214V116H213ZM256 118H257V116H256ZM256 118H255V120L257 121ZM162 119L165 120V122H167L164 126H166L168 124V122H172V126L169 125L171 130L169 128L163 127L162 126L163 124L161 126L165 129H160L161 126L159 125V123H161ZM235 119L237 120L236 117H234L233 119H229V120L226 118L224 120H227V124L229 123L228 125L229 126L232 125V127H233L236 125H233L230 122L233 121L232 123L239 124L238 121L240 120L239 119L237 121L238 122L237 123V122H234ZM247 119L249 120V118H247ZM218 120H220V118ZM224 120H222L221 122H224ZM252 120H253V118H252ZM213 121H215V120H213ZM250 121H251V118H250ZM253 121L251 123L256 124V125L254 124V126H253L250 123V126H253V128L256 126L255 129L256 128L258 129V128H260L259 125H262V128H264L263 127L264 124H259L257 121V123H258V125H257L256 121H254V122ZM162 123H164V122H162ZM212 123H214V122H212ZM217 123H220V122H217ZM240 124H242V123H240ZM220 125H222V124H220ZM225 125H226V122L224 123V126ZM237 126L240 127L241 125H237ZM245 126H248V124ZM245 126L241 127V128L244 127L242 129V131H243L242 133L248 134L249 133V132L247 133L248 129H247V127L245 128ZM228 127H227V129H228ZM239 127H237V128L239 129ZM225 128H226V126H225ZM167 129H169V130H167ZM211 129H212V131H211ZM234 129H236V127H233V130L231 129V131H230L233 134L237 133L236 131L238 130V129H236V130H234ZM255 129H254V132L256 133L257 137H258V134H262V133H260V131L258 132L259 129L258 130H255ZM251 130L249 129V131H251ZM221 131L224 132L222 129H221ZM244 131H246V132H244ZM256 131L258 132V134ZM263 131H261V132H263ZM216 132L215 133L218 134L220 131L219 132L216 131ZM252 132H253V130H252ZM239 133H241V131ZM249 135H250V133H249ZM262 135H259V137L262 138L263 137ZM222 138H224V137H222ZM241 138H243V137H241ZM261 141H264V140L261 139ZM260 214L262 215V217L257 216Z\"/></svg>", "mask_w": 264, "mask_h": 264}, {"label": "rangeland", "instance_id": "2", "mask_svg": "<svg viewBox=\"0 0 264 264\" xmlns=\"http://www.w3.org/2000/svg\"><path fill=\"white\" fill-rule=\"evenodd\" d=\"M1 1H2V0H1ZM3 1H4V0H3ZM3 1H2V2H3ZM18 1H19V0H18ZM18 1L16 0V2H15V0H14V1H11V0H5V1H4L5 3H4V2H3V3H4V4H7V3L9 2V3H11V4L13 5V7H12V5L9 4V3H8V5H7L8 8L11 7V8H10V11L12 10L11 13H10L11 16L13 15V13H14V15H15L18 11H19V12L22 11V12H23L22 14H21V12H20V13L18 12V14H19V15L17 14L18 17H20V16L22 15L21 19L23 20V19H25V18H23V16H26V18H27V16H29V18L32 19V20H26V19H25V20H23V21H25V22H23V21L20 20V18H19V20L21 21V23H19L20 21L18 20V18H17V17L14 18V15H13V17H11V19L13 18V22H12V20H9V19H8L10 22H5V25L3 26V24H4V20H5V21L7 20V18H6V14H5V13H7L8 11H4V12H3V13H4L3 15H2V13H1V11H0V13H1V15H2L0 18H3V16H5V17H4V20L1 19V20H3V24L0 23V24H2V26H3V28H4L3 30H0V31H1L0 33H1V35L5 34V35H3V37L0 36V37H1V41H2V42H0V44H1L0 46H2V43H3L6 39H8V37H9L10 35H11V36L13 35V38L15 39V37H14L15 34H16L17 37H19V34H20V38H23V37H22L23 34H21V32L23 33V31H24V34H25V33L27 32V28H28V30H29V31H28L29 34H27L28 32L25 34V35H27V37H29V35L31 36V35L33 34V33H31V32H33V30H34L35 32H36L37 30H38V31L40 30L39 32H41V31H42V32H46L47 30H49L50 33H49V32H46V33L42 34V32H41V34L44 35V37H45V34L48 36V37L46 36L47 39H46V38L44 39V37L42 36V37L40 38V40H39V39H38V38H39L38 35L36 36V37H38V38L36 39V37H34V36H35L34 34H33L34 36H31V37H33L34 39H36L35 41H38L37 43H35V41H33L37 46H36L35 44H32V43L30 42V41H31L30 39H32V38H30L29 40H26V39H28V38H25V40H22V39H21V40L23 41V43L25 42L26 45L30 42V44L32 45V47H33V46H34V47L36 46L37 48L39 47L38 49L35 47V48H33V50H31L32 47L29 46V44H28L27 46H28V47H31V48H27V47L25 46V44H22L21 42L18 43L19 40H20V39H18V38H17L18 42H17L16 39H15V41H16V43H15L16 46H15V47H13V45H10V47H9L8 45H9L10 43H8V45H7L6 43H4V44L7 45V47H6L5 45H4V46H5L6 48H8L9 50L11 49V46H12V50H10V52H12V51H13V48H16L17 45H20V44H21L20 47H17V48H16V50L22 48L23 45H24V46H25L24 48H26L27 50H25V49L23 50V48H22V50L25 51L23 54H24V55H25V54L28 55V53H29L28 58H27L26 55H25L26 57H25V56H24V57H25V59H27L28 61H30V63L26 62V63H28V64H30V65H32V63H33V66H35V63H34V62H36V60H35V61H31V60L33 59V57H35V54H36V51H37V50H38L37 53H38L39 55L42 56V54H43V55L46 54L45 56L48 58V56H47V51H46V53L42 51V50H45V49H43L44 47L47 48L46 46H44L45 43L43 44L44 40H45V42L51 40L49 43H52V44L50 45L49 43H47V46L49 47V45H50L52 48L55 47V48H54L55 51H54L52 48L50 49V51L53 50V51H51V52L55 53L56 50H57V52H56L55 54L57 55V57L59 56L58 58L62 59V60H59V59H57V57L54 56V54L48 52V54H50L49 57H51V56L53 55L52 57H55V58L57 59V60H56L55 58H52V57H51L52 59H49V58H48L49 60H51V62H50L49 64L51 65L53 59H54V60H53V65H55V63H56L57 65H58V63H60L61 65H64L66 62L68 63V62L70 61V62L68 63V65H66V64L64 65V68H65V69H66L67 66H68V67L70 66L69 64L71 63V58H74V57L77 56L79 53H81V54H79V55L77 56V59H78V57H80V58L82 59V57L85 55V51H84V49H86V47L88 46L87 44H90V45H91V46L89 45V48L91 47L90 50L92 51V50H95V48L99 46V44L101 43V41L103 42V44L106 42V43L104 44L105 46L102 45V46H104V47H102L101 44H100L101 47H98V52L101 51V49H102V52H101V53H102V56H100V55H101L100 52H99V54H98V56H100L99 59H101V58L104 59V58H106V57H108V56H113V54H115V56H116V53H117V52H118V53L121 52V51L124 52V53H120V54H121L120 56H118V55L116 56V57L118 58V59L116 58L117 60H116L115 58H113V57H114V56H113V57H111V58H113V59H110V57H109L110 60L107 58V60L104 59L105 61H100V60L96 59L98 56L96 55V56H97V57H96L95 54L98 53V52H97V50H95V53H93V54H94V56H95L96 58H93L94 60L91 61V64L93 63L92 65H94L95 69H93L94 67H93L90 63H89V64H90L91 66L88 64L89 67H88L87 65H84V64H87V63H83V62H88V61H86V60H88V59L91 60V57L89 58V56H91L92 54H90V53H89L90 55H89L88 53L86 54V55H88V59H87L86 56L83 57V61H82V63H83V65H84V67H83L81 61H76V58H74V59H75V63L73 62L74 60L72 61V63H73V65H74V64H76V62H77V64H76V66H73V65L71 64V66H70L71 70H70V68H68L71 72L68 71V74L66 75V77L68 78V75H69V78H68V79L66 78L67 80H63V82L65 81V82H64V84H65L64 87H65V88L67 87L66 85H68V84H70L71 89H72L73 87H75L74 89H77V87H80V88H81V86H82V83H81V82H83V81H84V82H83V87H82V88H84L85 84L88 82V80H87V82H86V80H85V79H88V78H89L88 76H90L89 80L91 79V76L94 78V79L92 78L93 80H92V79L90 80V81H92L93 83H92V84L89 83V84H91V85H95L94 83H96L95 81L97 80V78L100 79L101 77H104V76H102V74H103L102 71H103L106 67L109 68V66H110V69H108V70H110V72L113 73V74L116 73V74H115L116 76H117V74H118V77L121 75V76H120V77H121V80H123V79L126 78V76H127V78L124 80V81H126V82H125V84H124V81H121V82H120V78H119V80H118V77H116L115 75H112V74L110 75V74H109L110 72L107 71V68H106L105 70H106V72H108L109 76H111V77H112V76H115L117 79H116L115 77H113V78H115V80H114L115 82H113V78L110 79L111 77H109L108 75H106V72H105V70H104L103 72H105L104 74L106 75L105 78H107V76H108V78H109L108 80H110V82L108 81V82H109V83H108V82L106 81L105 78H104L105 80H104L103 78H101V79H100V82H97V83H98L97 85H98V86L101 85L100 83L102 82L103 86H105V87H104V88H103V87H98V88H100V90L97 88L99 91H102L103 89H105V90H103V91H107L108 89H109L108 91H111V90H112L111 88H113V86H114V84H112V83H115V86H117V85H116L117 82H119L118 88L116 87L118 90L122 89L121 86H124V85L126 86V87H125V86H124V87L127 88V90H130L131 88H132V89H135V88L137 89L138 87H141V86H140L141 84L143 85L142 87H145V84H146V86H148V87H147V88H148L147 90H150V89H149V86H150L151 88L153 87V88L151 89V90H153L154 87H156V86H154V85H156L157 83L159 84L160 81H162V83H160V85H157V87L159 86V88H161L160 86H163V85H164V84H163L164 82L169 81V80H170L171 78H173V77H174V78L176 77V78H175L176 81H172V79H171L170 81L175 82V83L177 82L178 85H176V86H177L176 88H179L178 90H177L176 88H175V89H176L177 91H182L180 87H181V86H183L184 88L187 87V85H188L187 82H188V81H190V84L196 82L194 85H193V84L190 85V86H193V87H189V86H188V87H189L188 89L191 90V91L188 92V93H190V95H191V93H192L191 96H192V98H193L192 101L195 102V103H194V104H195V108L198 106L197 103H198L199 101H200V102L203 101V99H204L205 101H203L202 103L205 104V102H206V104L204 105V107L206 108L207 113H208V114H207V113H206V114L209 115V113H210V115H209L210 117L212 116V115H211L212 113H215V115H216V114L219 115V116H215V115H213L215 119L213 118V116H212V118H209V117L207 116V117H208V120L211 119V120L209 121V122H211V124H214L216 127L219 126V127H218V130H217V128H213V129H215L214 132L211 133V135H212L213 138H215L216 135H217V137H216L215 139H218V140H224V139H225V136H226V139H225V140L228 141V142H231V143H232V142L234 141L233 143L236 142V143H246V144H248V142H249V143H252L253 145H257V144H259L260 142H264V141H261V139L264 140V131H263L264 128H262V125H259L260 128H258V129H259V130H258L257 128L255 129L256 126L253 128V126H254L255 123H253V124L251 123L253 120L256 121L255 118H256V116H257L256 119H257L258 123H259V124H264V122H263L264 119H262V116H261V118H259V119H262L263 121L260 122V120H258V116H260V115H262V114H263V116H264V112L259 111V108H260V107L263 108V111H264V107H263V106H264V104H263V103H264V98H263V97H264V92H262V91H264V84H263V83H264V79H263V78H264V71L262 70V69L264 68V67H263V66H264V61H263V60H264V56H263V55H264V54H263L264 47H263V48L261 47V46H264V20H262V19H264V12H263V11H264V9H263V8H264V3H263V2H262V3H263V5H262V3H261L259 0H257L258 3L261 4V5H260V4H258V3L256 2V0H249V1H247V0H242V1H245L246 4H244L245 2H244V3L242 2L241 5H243V6H245V7L241 6V7H242V8H241V7L236 6L237 2L239 3V4H237V5L240 6L241 0H240V2H239V0H235V1H236V4H235V3H234V4L232 3L233 5L230 4V1H231V0H229V3H228V4H226V3L228 2V0L223 1V5L226 6V7H227V6L229 7L230 5H231L232 7H233V6H234V7L236 6L235 9L233 8V10H236V13H235V11H233L231 8H228V7H227L226 10H225V9L222 10L223 7H222V6H219V4L222 3V0H221V3L219 2L220 0L217 1L218 3L216 2V0H202V1H201V0H195V2H196L195 4H196V5H197V3L199 4V6L201 5L200 7L197 6V7L200 8V9H195V8H196V7H195V4L192 3L194 0H190V1L188 0V1H187V4H186V3H185V4L183 3L184 6L186 5V6H185L186 9H185V8L183 9V7H179V5L182 6L181 3H182V2H186V0H184V1H183V0H181V1L179 0V2H178V0H177L178 3H176V4H175L176 0H175V1L173 0L174 2H172V0H169V2H168V0H166L168 3H167L165 0H158V1H157V0H140V1H142V6H143V8H145L146 6H149V5H145V4H150V6L148 7V10L146 11V14L151 13V14H149L148 17H150V15H153L154 18H157L156 21H155V20H154V21H151L152 19H151V20L149 19L150 22L152 23L151 26H155V27H149L150 24H149V23L147 24L148 21L144 23V22L142 21L143 19H142L141 16H140L141 14H143V12H145V11H143V9H142L143 12L140 11L141 8H142V7L140 6L141 4H139V5L137 4V5H138V6H137L138 9H139V6L141 7L140 10H139V11H137L138 9L135 10L136 12H141V14H138V13H137V16L134 17V15H133L131 12H132V10H133V12H134V9H135L134 6H135L136 2H135V4H134L133 7H132V6H127L130 0H129L128 2H126L127 5L125 4V7H126V6L129 7V10H131L132 8H134V9H132V10L129 12V13H131V14H127L129 10H126L127 12L125 11L126 13H125V12L123 13V10H124V9H123V7H124L123 0H121V2H122L123 4H122L120 1H118L119 4L122 5V7H121V5L118 4V5L120 6V8H122V10H118V11H117V14H116V13H113L114 10L116 11L115 7H116L117 5H115L114 8L112 7L113 10H112V9H110V10L108 9L109 11H112V12H110L111 15L115 14V15H113V17H114V16L116 17V19H115V17H114L115 21L117 22L116 24H114L115 21L113 22V18L110 17V19L108 20L107 16L105 17V15H108V14H109L108 12L105 13V11H106L105 9H107L108 7L103 8V7L106 6V5H102L106 0H105V1L103 0V2H102L101 0H97L98 2L92 0L93 3H94V2H97V3H95V4H96V6H97L98 8L101 6V7H100L101 10H100V9H99V10L97 9V11H96V7H95V6H94V7L91 6V5H94V4H90L89 1H91V0H89V1H88V0H85V1H84V0H83V1H84L83 4H85V5L82 4L83 1H81V0H80L81 2H80L79 0H76V1H79V2H76L75 0H71V2L73 1V2H76V3H80V4H79L80 6L83 5V8H82V7H80L79 5H76V3H75V5H76V8H75L74 3L72 2L73 8H75V9L77 10V12H76V10L74 9V10H72L71 13H70L71 9H70V11H69V9H67V7H69V6L67 5L68 2H66L65 0H64V2H63L62 4H61V2H62L63 0L60 1V7H61L62 5H63V6H64V5L66 6V7H65V6L63 7V6H62V10H63V11H61V8L59 9V6L54 5V4L57 3L56 1L59 2V0H56V1H55V0H53V1L48 0L49 4H46L47 0H45V1L43 0V1H42V4H43L44 6L42 5L41 7H39V6L37 5L36 2H35V4H33V1H34V0H33V1H32V0H30V1L28 0L29 2L32 1V2H31L32 5H31L30 3H27V0H24L25 3H27L26 6H28V7H26V9H25L24 7H22V5H21L22 3H18ZM35 1H36V0H35ZM40 1H41V0H40ZM68 1H69V0H68ZM87 1H88V2H87ZM92 1H91V2H92ZM107 1H108V0H107ZM113 1H114V0H113ZM113 1H112V3H113L112 5L114 6V4H115V2H116L117 0H115L114 2H113ZM131 1H132V2L129 3V4H130V5H133V0H131ZM136 1H137L138 3L140 2V1H138V0H136ZM153 1H155V4H156V3H157V4L155 5ZM160 1H161V2H160ZM162 1H163V2H162ZM164 1H165V2H164ZM233 1H234V0H233ZM250 1H252V3H253L252 6L255 5V7L252 8V6H251L252 3H251ZM254 1H255V2H254ZM261 1H263V0H261ZM19 2H22V0H20ZM51 2H53V3H52V4H53L52 6H54L55 8H54V7L52 8L51 6H49ZM65 2H66L67 4H66ZM69 2H70V1H69ZM71 2H70V5H71ZM86 2H87V4L89 3L88 6H86ZM100 2H101L102 4H101ZM109 2H111V1L109 0L107 3H106V2H105V3L108 5ZM124 2H125V0H124ZM143 2H144V5H143ZM145 2H146V3H145ZM150 2H151L152 4H151ZM188 2H191V3H188ZM203 2H204V3H203ZM224 2H226V3H224ZM15 3H16V5H17L18 7H17L16 5H14ZM17 3H18L20 6H19ZM44 3H45L46 5H45ZM64 3H65V4H64ZM105 3H104V4H105ZM169 3H174V4H171V5H170ZM213 3H214V4H213ZM248 3H249V6H251V7H250V11H249V8H248L249 6L247 5ZM250 3H251V4H250ZM254 3H256L257 5L254 4ZM29 4H30V5H29ZM57 4H58V3H57ZM81 4H82V5H81ZM99 4H100V5H99ZM153 4H154V5H153ZM158 4H159V7L157 6ZM162 4H163V5H166V6L168 5V7H166L167 10H166V8H163L164 6H163ZM178 4H179V5H178ZM190 4H191L192 6H194V7H193V8H190ZM225 4H226V5H225ZM33 5H35V6H33ZM39 5H40V3H39ZM47 5L49 6L50 11H52L51 8L53 9L54 13H53V11H52L53 14H52L51 12H49V13H50V15H49L48 12H47V13H46L47 16H46V14L43 15L44 13H43V14L41 13L42 15H39L40 13H38L37 9H38V8H41V9H39V10H42L43 7H45V6H47ZM58 5H59V4H58ZM72 5H71V6H72ZM110 5H111V4L109 3V6H110ZM112 5H111V6H112ZM169 5H170V6H169ZM173 5H174V8H175V9L173 8ZM177 5H178V7H177ZM206 5H207V6H206ZM213 5L215 6L214 8H216V9L213 8ZM221 5H222V4H221ZM9 6H10V7H9ZM90 6H91L95 11H94L93 9H91V11H90V9H89ZM102 6H103V7H102ZM153 6H154L156 9H155ZM171 6H172V7H171ZM188 6H189V8H190V11H189ZM256 6H258V7H256ZM261 6H262L263 8H261ZM29 7H30V8H29ZM79 7H80V8H79ZM84 7H86L85 10L87 9L86 11L84 10ZM87 7H88V8H87ZM117 7H118V6H117ZM127 7H126V9H127ZM150 7H151V9H150ZM169 7L171 8V12H169V11H170ZM220 7H222V8H220ZM246 7H247V8H246ZM12 8H13V9H12ZM17 8H20V10L17 9ZM23 8H24V9H23ZM56 8H58L57 11L59 10L60 12L58 11V12L56 13V12H55V11H56ZM63 8H64V9H63ZM109 8H110V7H109ZM118 8H119V7H118ZM118 8H117V9H118ZM120 8H119V9H120ZM130 8H131V9H130ZM146 8H147V7H146ZM146 8H145V9H146ZM157 8H158V10H157ZM161 8H162V9H161ZM210 8H212V9H210ZM224 8H225V7H224ZM236 8H240V9L245 8V11H244V9H243V11L247 13V14H246L247 16L244 15L245 13H244L242 10H240V11L238 12L239 9H236ZM251 8H252V9H251ZM14 9H16L15 12H14ZM22 9H23V10H22ZM27 9H28V10H27ZM66 9H67V10H66ZM78 9H79V10L83 9V11L81 10V12H84V11L86 12L85 15L83 14L84 17H85L86 19L83 20V19L81 18L82 16L80 17V15H82V13H81L80 15H79V14H76V13H78V11H79ZM160 9H161V10H166V12H162ZM168 9H169V11H168ZM177 9H179V10H177ZM181 9L184 10V11L182 12ZM253 9H254V11H253ZM255 9H256V10H255ZM257 9H258V10H257ZM260 9H262V10H260ZM25 10H26V12H27V11H28V12L26 13ZM29 10H30V12H29ZM64 10H65V11H64ZM88 10H89V11H88ZM104 10H105V11H104ZM108 10H107V11H108ZM151 10H152L153 12H152ZM154 10H155V13H154ZM159 10H160L162 13H161ZM175 10H177V11H179V12H177V11H175ZM180 10H181V11H180ZM186 10H188V11H186ZM192 10H193V11H192ZM198 10H199V11H198ZM200 10H201V11H200ZM203 10H204V11H203ZM218 10H219V11H218ZM246 10H247V11H246ZM10 11H9V12H10ZM93 11H94V12H93ZM98 11H99L100 14H97ZM115 11H114V12H115ZM119 11H121V13H123V14L120 15V13H118ZM207 11H208L210 14H209ZM220 11H221V13H220ZM223 11H224V12H223ZM241 11H242V12H241ZM9 12L7 13V15L9 14ZM36 12H37L38 14H37ZM61 12H63V13H62L63 16L66 15L65 12H67V14L70 15L71 19H72L73 17H76V16H77L76 18H73V19H72V20L76 19L77 21H76V20H74L73 22L71 21V23H69V25H70V24H73V25H71V26H69V25H67V24H66V25H63V24H61V25H57V23H55V22L53 23V22H52V21H53L52 19H54V21H55V20L58 19L59 17H62V14H61V16H60V13H61ZM73 12H75V13L73 14ZM87 12L90 13L92 16H91V15L89 16V15L87 14ZM96 12H97V13H96ZM148 12H149V13H148ZM156 12H157V13H156ZM174 12H176V13H174ZM180 12H182V13H180ZM186 12H188V14H192V13H193V14H192L191 16H190V15H189V16H186V15H185ZM189 12H191V13H189ZM196 12H197L198 16H197ZM200 12H201V14H202V16H203L204 18L200 15ZM211 12H212V13H211ZM216 12H217V13H216ZM237 12H238V13H237ZM240 12H241V13H240ZM253 12H254L255 14H253ZM24 13H25V14H24ZM33 13H36V14L38 15L39 19H41V20H40V21H39V19L34 20V19H33V17H34V14H33ZM55 13H56L57 16L55 15ZM58 13H59V14H58ZM64 13H65V14H64ZM92 13H94V15H93ZM112 13H113V14H112ZM168 13H169V14H168ZM172 13H173V14H172ZM194 13H195V14H194ZM203 13H204L205 15H204ZM214 13H215V14H214ZM223 13H224L226 16H224ZM243 13H244V14H243ZM248 13H249V14H248ZM251 13H252V14H251ZM261 13H262V14H261ZM10 14H9V17H10ZM29 14H30V15L32 14L33 16H32V15L30 16ZM36 14H35V17L37 16ZM71 14H72V15H71ZM95 14H96V15H95ZM110 14H109V16H111ZM125 14L128 15V18H127L128 20L124 22V20L122 19V20H123V22H122L121 20H119V19H121V18L117 17V15L121 16L122 18H124V19L126 20V16H125ZM134 14H135V12H134ZM154 14H155V16H154ZM159 14H160V16H159ZM161 14H162V15H161ZM164 14H165V15H164ZM167 14H168V15H167ZM183 14H184V15H183ZM186 14H187V13H186ZM188 14H187V15H188ZM208 14L210 15L211 18L209 17ZM239 14H240V15H239ZM53 15H55V16H53ZM58 15H59V16H58ZM78 15H79V21H80V23H82L81 25H80V23H79V21H78V19H77V18H78ZM97 15H98L99 17H101L102 19H104V20H102L101 18H99V19L102 20L103 22L100 23V21H96V20H99V19H95V17H94V19H95V21L97 22V24H95L96 22H95V23L93 22V20H94V19H93V16H97ZM123 15H124V17H123ZM129 15L131 16V18H132V15H133V18H135V19H136V17L138 18V15H139V16H140V20H138L137 23L130 22V21H132L133 18L131 19ZM157 15H158V16H157ZM172 15H174V16H172ZM195 15H196V16H195ZM207 15H208V16H207ZM211 15H212V16H211ZM232 15H233V17H232ZM253 15H254V16H253ZM257 15H258L259 17H260V15H261L260 18H262V19L258 18ZM15 16H16V15H15ZM45 16H46V17H45ZM87 16H88L89 18L91 17V19H90L91 23H90L89 18H88ZM142 16H144V18H145V13H144V15H142ZM156 16H157V17H156ZM161 16H162L163 19L160 18ZM169 16H170V17H169ZM176 16H177V17H176ZM185 16H186V18H185ZM193 16H194V17H193ZM199 16H200V17H199ZM243 16L246 17V18H244ZM249 16H250V17H249ZM252 16H253V17H252ZM7 17H8V16H7ZM9 17H8V18H9ZM38 17H37V18H38ZM40 17H41V18H40ZM42 17H43V18H42ZM48 17H49V18H48ZM53 17H55V18H53ZM56 17H58V18H56ZM103 17H104V18H103ZM158 17H159V18H158ZM164 17H165V18H164ZM166 17H167V21L165 20ZM175 17H176V18H175ZM182 17H184V18L182 19ZM188 17H189V18H188ZM206 17H207V18H206ZM213 17H214V18H213ZM216 17H217V18H216ZM247 17H249V18H248V21L246 20ZM5 18H6V19H5ZM16 18H17V19H16ZM29 18H28V19H29ZM44 18L46 19V21L48 20L49 22H52V23L50 24L48 21L46 22V21L44 20ZM51 18H52V19H51ZM96 18H97V17H96ZM117 18H118V20H117ZM129 18H130V19H129ZM208 18H209L210 20H208ZM215 18H216V19H215ZM218 18H219V19H218ZM222 18L224 19V21H223ZM238 18H239V19H238ZM240 18H244V19L242 20V19H240ZM252 18H253V19H252ZM256 18L258 19L259 23H258V21L256 22V20H257ZM15 19H16V20H15ZM35 19H36V18H35ZM80 19L83 20V21H81ZM87 19H88V20H87ZM141 19H142V20H141ZM146 19H148V18H146ZM158 19H160V21H158ZM169 19H170V20H169ZM171 19L176 20L177 22H176V21L174 22V21L171 20ZM177 19H178V20H177ZM184 19H186V21L188 20V21H187L188 23H187L186 21L182 22ZM227 19H228V20H227ZM251 19H252L253 21H252ZM255 19H256V20H255ZM1 20H0V21H1ZM8 20H7V21H8ZM43 20H44L45 22H44ZM107 20H108V21H111V20H112L111 22H112L113 24H110L111 22H108V23H107V22H106ZM129 20H130V21H129ZM133 20H134V19H133ZM162 20H164V21H162ZM168 20H169V22H168ZM180 20H181L182 24H181ZM198 20H200V21H198ZM201 20H202V21H201ZM219 20H221V22H223V23H225V22H226V23L222 25V23L219 22ZM233 20H235V21H234L235 23L232 22ZM241 20H242V21H241ZM245 20H246V21H245ZM14 21H17L18 23L14 22ZM28 21H29L30 23H29ZM33 21H35V22H33ZM84 21H88L89 23H88V22H84ZM128 21H129V22H128ZM136 21H137V20H135V22H136ZM139 21H142L143 23L141 24ZM157 21H158V23L162 22V23H160L161 26H159V24H157ZM189 21H190V22H189ZM211 21H212V23L214 22L213 25L215 24V29H214V26H213V25L211 26V24H212ZM216 21L218 22L217 24H216ZM243 21H244V22H247V24L244 23ZM1 22H2V21H1ZM36 22H38V23H36ZM39 22H41V23H39ZM83 22H84V23H83ZM118 22H120V23L122 22V23H121L120 25H118ZM179 22H180V23H179ZM194 22H195V23H196V22H197V23H198V22H199V23H200V22H204L205 24L203 23V25H202V23H200V25H201V26H200L199 23H198V26H197V25L195 26V25L192 24V23H194ZM237 22H239V24H238ZM250 22H253V23H254V26H256V28H257V30H256V28H255V30H256V33H255V34L252 33V32H254V31H253L254 29H252L254 26H253V24L251 25ZM255 22H256V25H255ZM6 23H7V24H6ZM10 23H11V24H10ZM28 23H29V24H28ZM48 23H49V24H48ZM77 23H79V24H77ZM92 23L95 25V27H94V25H93ZM104 23H105V24H104ZM190 23H191V24H190ZM197 23H196V24H197ZM209 23H210V26H208ZM243 23H244V24H243ZM249 23H250V24H249ZM257 23H258V25H257ZM12 24H13V25H12ZM20 24H21V25H20ZM34 24H35V25H34ZM46 24H48V25H46ZM55 24H56V25H55ZM83 24H84V25H83ZM90 24H91L92 26H91ZM98 24H99L100 26H99ZM125 24H126V25H125ZM133 24H136V25H133ZM138 24H139V25H138ZM143 24H145V25H143ZM153 24H154V25H153ZM155 24H157L158 26L155 25ZM168 24H169V25H168ZM174 24H175L176 28H175ZM176 24H177V25H176ZM180 24H181V25H180ZM186 24H187V25H186ZM218 24H219V26H217ZM230 24H232V25H230ZM235 24H237V25L235 26ZM240 24H241V25H240ZM242 24H243V26H242ZM248 24H249V26H250V25H251V26L249 27ZM9 25H10V26H9ZM14 25H15V26H14ZM37 25H39V26H37ZM40 25H41V26H40ZM49 25H50V27H48ZM51 25H52V26H51ZM62 25H63V26H62ZM87 25H88V27H87ZM107 25H108V26H107ZM122 25H123L124 27H123ZM127 25H128V26H127ZM148 25H149V26H148ZM179 25H180V26H183V27H178ZM184 25H185V29H186L187 31L184 29ZM204 25H205L206 27H205ZM220 25H222V26H220ZM238 25L241 26V29H239V28H240V26H239V28H238V30H237ZM2 26H0V28H1ZM16 26H17V27H16ZM18 26H19V27H18ZM67 26H68V28L66 29ZM73 26H74V27H73ZM78 26H79V27H78ZM85 26L88 28V31H89L88 33H87V31H86ZM98 26H99L101 29L98 28ZM101 26H102L103 28H104V26H105L104 30H102V27H101ZM106 26H107V27H106ZM115 26H116V27H115ZM118 26H119V28H118ZM133 26H134V27H133ZM136 26H137V27H136ZM171 26H172V27H171ZM187 26H188V27H187ZM189 26L192 27V29H191V27H190V29L192 30V32H191V30L189 29ZM194 26H195V27H194ZM203 26H204V27H203ZM207 26H208V27H207ZM216 26H217V27H216ZM225 26H228L229 28H230V27H231V28H230V29L228 28V30H227V27H225ZM232 26H233V27H232ZM246 26H247V28H246ZM260 26H261V27H260ZM8 27H9V28H8ZM14 27H15V28H20V27H22L23 30H22L21 28H20L21 30H20V29H19V30L16 29V30H17V32H16V30H15ZM35 27H36V28H35ZM54 27H55V28H54ZM69 27H70L71 29H70ZM72 27H73V28H72ZM76 27H77V28H76ZM80 27H83V28L81 29ZM89 27H90V29L93 27V28H95V30H94L93 28L90 30ZM111 27H112V28H111ZM121 27H122V29H120ZM145 27H146V28H145ZM168 27H170V28H168ZM193 27H194V28H193ZM212 27H213V29H212L213 32H212V30H211ZM219 27H220V28H219ZM244 27H245V28H244ZM6 28H8V33H7V31L5 30ZM25 28H26V29H25ZM38 28H41V29H38ZM75 28H76V29H75ZM84 28H85V30H84L85 32L83 31ZM136 28H137V29H136ZM165 28H167V29H165ZM171 28H173V29H171ZM180 28H181V29H180ZM195 28H196V30H195ZM218 28H219V29H218ZM222 28H223V29H222ZM234 28H236V29H234ZM242 28H243V29H242ZM249 28H250V30H249ZM1 29H2V28H1ZM35 29H36V30H35ZM43 29H44V30H43ZM46 29H47V30H46ZM63 29H64L65 31H64ZM72 29H75V30H72ZM106 29H107V30H106ZM108 29H110V30H108ZM111 29H112V30H111ZM113 29H114V30H113ZM127 29H128V31H126ZM131 29H132V31H131ZM159 29H161V30H159ZM168 29H169V30H168ZM170 29H171V30H170ZM179 29H180V30H179ZM183 29H184V31H185V32L183 31V34H185V33L187 32V33H186V34H188L187 36L190 35V39H189V40L192 41V42L195 41L194 43H192V42H189V43H188L189 40H188L187 38H189V37L186 38L185 35L182 36V37L185 36V37H184L185 39H184V38L181 39L182 37H181V38L178 37V38H180L181 40H179V39L177 40V39L174 38V36H175L176 34H177V36H178V34L180 33V31H182ZM198 29H200V31H198ZM231 29H232V30L234 29V31L236 32V34L239 36L238 38H237V35H236V34H233V33H235V32H233ZM9 30H10V31H9ZM11 30H12V31L14 30L13 32H15V33H12ZM58 30H59V31H58ZM70 30H72V31H70ZM78 30H81V31H78ZM118 30H119V31H118ZM138 30H139V31H138ZM146 30H147V31H146ZM149 30H150V32H149ZM158 30H159V31H162V30H163V31H162L163 33H162V32H159ZM188 30H190V31L188 32ZM194 30H195L196 33H197V32H200V33H197V34L195 33V35H196V36H195V35H193ZM219 30H220V31H219ZM222 30H223V32H222ZM225 30H226V31H225ZM229 30H230V31H229ZM251 30H252V31H251ZM30 31H31V32H30ZM38 31H37V32H38ZM51 31H52V32H51ZM53 31H54V33H53ZM61 31H62V32H61ZM75 31H76V32H75ZM94 31H96V32H94ZM98 31H99V32L101 31L100 33H102V35H101ZM108 31H110V32H108ZM117 31H118V32H117ZM123 31H124V32H123ZM142 31H144V32L146 31L145 34H144ZM165 31H166V33H165L166 35L163 36V34H164ZM169 31H170V32H169ZM173 31H174V33H173ZM177 31H178V32H177ZM206 31H207L208 33H206V34L204 35V33H205ZM209 31H210V32H209ZM228 31L231 32V33H229ZM239 31H240V32H239ZM37 32H36V33H37ZM80 32H84V33H80ZM91 32L93 33V35H92ZM127 32H128V33H127ZM153 32H155L156 34L153 33ZM176 32H177V33H176ZM217 32H218V33H217ZM219 32H220V33H219ZM226 32H227L228 34H226ZM232 32H233V33H232ZM243 32H244V34H243ZM245 32H246V34H245ZM2 33H3V34H2ZM47 33H48L49 35H48ZM51 33H52V34H51ZM55 33H59V34H55ZM60 33H61V35H60ZM63 33H64V34H63ZM65 33H66V34H65ZM69 33H70V34H69ZM74 33H75V34H74ZM77 33H78V34H77ZM86 33H87V34H86ZM94 33H96L95 35H97V36H94ZM97 33H98V34H97ZM103 33H106L107 35H106V34H103ZM112 33H114V36H113ZM117 33H119V34L121 33V34L118 36ZM136 33L138 34V35H136L137 41H139L138 43L135 42L136 40H134V38H135V37H134V36H135L134 34H136ZM141 33H142L141 38H139V34H141ZM150 33H151V34L153 33L152 36H150V35H151ZM157 33L159 34L158 36H157ZM160 33H161V34H160ZM175 33H176V34H175ZM190 33H192V35H191ZM250 33H251V34H250ZM8 34H9V35H8ZM39 34H40V33H39ZM68 34H69V35H68ZM73 34H74V35H73ZM90 34H91V35H90ZM99 34H100V35H99ZM110 34H111V35H110ZM169 34H170V35H169ZM173 34H174V36H172ZM181 34H182V33H180L179 35H181ZM202 34H203V35H202ZM211 34H212V35H211ZM229 34H230V37H229V36H224V35H229ZM232 34H233V36H232ZM248 34H249V36L251 35V38H252V39L249 38V37L247 36ZM51 35H52V36H51ZM55 35H56V37H55ZM57 35H58V36H57ZM63 35L65 36V39L62 37ZM71 35H72V37L74 36V37H73V40L70 39V38H71V37H70ZM105 35H106V36H105ZM121 35H122V36H121ZM124 35H126V36H124ZM209 35H210V37H209ZM215 35H216V37H212V36H215ZM219 35H220V36H219ZM252 35H253V36L255 35V37H253ZM6 36H7V37H6ZM11 36H10V37H11ZM60 36L62 37L63 41L65 40V42L59 40V39H61ZM84 36H85V37H84ZM101 36H103V39H100ZM104 36H105V37L108 36V37H107L108 39H107V38H104ZM123 36H124V37H123ZM161 36H163V38H165V39L168 40V41H170L169 38H170V39H173V38H174L175 40L173 39V40H171V42H168V44H167V42H165L166 40H165V39H162ZM169 36H172L173 38H172V37H169ZM192 36H194V37H192ZM241 36H242V37H241ZM243 36H244L245 38H244ZM5 37H6V39H5ZM24 37H26V36H24ZM51 37H52V38H51ZM59 37H60V38H59ZM66 37H68V39H67ZM69 37H70V38H69ZM76 37H79V38L81 37V39L79 40V38H76ZM86 37H87L88 39H86ZM90 37H91L92 39H91ZM98 37H99V38H98ZM126 37H127V38H126ZM129 37H130V39H129ZM142 37H145L146 39H148L149 42H150V40H149L150 38H153V39H151V41H152V40L154 41V38L157 37L159 40L156 38L157 40L154 41V44L156 43V41H157V42H160L159 45H161V48H160L161 50H160V49H159V50H156V52L154 53V54H155V57H154V56H153V57L156 58V56H159V55H157V54H161V57H162V58H161L160 56H159V58H160V59H163V58H164V59H163L164 62H163L162 60L160 61V59H159L158 57H157V59H156L157 61H155V59H154L153 61H155V62L152 61V62L155 63V65H156V66H154V64H153L152 62H150V61H147V60H149V59L146 58L148 55H149V56L154 55V54H152V51H153V50L150 51L151 54H149V51H146V53H145L146 56H145V54L142 55V53H140V54H141V57H142V59H140V61H144V62H145V59H147L146 61H147L148 63L150 62L149 65L146 64V67H147L148 70H145V69H146L145 65L143 66V67H145V68H142L140 65L137 66V63H138V64L140 63V61H139V58H140L139 56H140V54L138 53V51H139V52L141 51V49H142L143 46H144L143 44H148V45L151 46V44H149L147 40H145V42H147V43H145V42L142 43L141 41H143V40L145 39V38H142ZM147 37H148V38H147ZM167 37H168V39H167ZM195 37H196V38L198 37V38H200V39H199V40H195V39H196ZM202 37H203L204 39H202ZM205 37H206V38H205ZM207 37H208V38H207ZM233 37H234V38H233ZM42 38H43L44 40H43ZM48 38H50V40H48ZM55 38H56V43L60 41V43H58V44H61V42H62L63 45L67 42L66 40L69 41V39H70V42L67 43V46H69L68 48H70V46H71L70 49H72V51H70V49H68V48H67L68 50H66L65 47L63 48V45L61 46V45H58V44H56V43H53L52 41L54 40V42H55ZM74 38H76V39L74 40ZM109 38H110V40H109ZM112 38H113V39H112ZM138 38H139V40H138ZM198 38H197V39H198ZM231 38L233 39L232 41H231ZM2 39H3V40H2ZM14 39H13V41H14ZM41 39H42V40H41ZM57 39H58L59 41H57ZM90 39H91V41H93V42H90ZM111 39L114 40V41H112ZM119 39H121V40H119ZM126 39H129L130 41H129V40H126ZM131 39H132V40H131ZM160 39H161V41H160ZM193 39H194V41H193ZM201 39H202V40H201ZM209 39H210V41H211V42H210L211 44H210V43L207 44V41H209ZM212 39H213L214 41H215L216 39H217V41H218V39H222V40H224L225 42H224V41H220V42L218 41L220 45H219V44H216V41H215V44L213 43L215 46L218 45V46L220 47V48H217V47H218V46H217V47H216V50H219V49H220V50L217 51V52H215V54H214L213 56H211V57H213V59H214V60L212 59L213 61H212V60H206V59H208V57L210 56V54H213V53H210L212 50L209 51V52H206V54H207V53H208V54L210 53V54L208 55V57L206 56V54L204 55V53L202 54V56H200V57L205 56V57H203V58H205V60L207 61V63H209V65L207 64L208 67H209V68H212V69L206 68V70H205V69H202V67L206 64V62H205L202 58H200V59H202V61H204L205 64H203V62L200 63V62L198 61V58H197V60L195 61L196 63L198 62L197 64H196L193 60L196 59V58H195L196 55H198V54L201 55L200 53H202L203 51H204V52H205L206 50L208 51L207 48H206V50H203L202 48H200V49H201L200 51L197 49V48L200 47V45H201L200 41H203V42L206 41V43H205L206 46H208V45H209V46H210V45L213 46L212 42H214V41H213ZM240 39H241V40H240ZM11 40H12V37H11V39H10V42L14 44L15 41L13 42V41H11ZM46 40H47V41H46ZM85 40H86V41H85ZM100 40H101V41H100ZM103 40H104V41H103ZM163 40H165V41L163 42ZM183 40H184L185 42H186V40H188V41L186 42L187 44H186ZM235 40H236V41L238 40V41L236 42ZM7 41H9V40H7ZM26 41H28V43H26ZM40 41H41V42H40ZM42 41H43V42H42ZM72 41H73V42H72ZM76 41H77V43H76ZM78 41L81 42V43L83 42V44L86 42V44H84V45H86V46H84L83 44L79 43ZM94 41H96L97 43L94 42ZM108 41H109V43H108ZM127 41H128V42H127ZM131 41H132V42H131ZM172 41H173V42H172ZM174 41H175V43H174ZM176 41H178V43H177ZM196 41H197V42H196ZM227 41L230 42V43H228ZM5 42H6V41H5ZM74 42H75L77 45H75ZM87 42H88V43H87ZM89 42H90V43H89ZM161 42H162V43H161ZM218 42H217V43H218ZM222 42H223V43H222ZM231 42H232V43H231ZM241 42H242V44H241ZM261 42H263V45H262ZM17 43H18V44H17ZM70 43H71L73 46L70 45ZM73 43H74V44H73ZM93 43H95V45H94ZM124 43H125L126 45L128 44V47H126ZM132 43H134V44H132ZM135 43H136V44H135ZM141 43H142V45H141ZM169 43H170V44H169ZM182 43H183V44H186L185 47L183 46ZM224 43H225V44H224ZM258 43L261 44V45L259 46ZM38 44H39V46H38ZM48 44H49V45H48ZM53 44H54V45H53ZM68 44H69V45H68ZM92 44H93V46H95L94 48H93ZM96 44H97L98 46H96ZM111 44H113V46H114L115 48H114ZM116 44H117V47H118V44H119V47L122 46V48L124 47V49H122L121 47H120V48H116ZM122 44H123V45H122ZM137 44H138V45H137ZM139 44L141 45V47H139V46H140ZM156 44H157V43H156ZM162 44L167 45L166 50H168V51H170V47H173V45H175V46H174L175 48H174V47L171 48V52H170V53H169L168 51H167V52L165 51V53H164L163 49L165 50V48H163L164 46H163ZM172 44H173V45H172ZM180 44H181V45H180ZM192 44H193V45H192ZM195 44H197V45H195ZM198 44H199V45H198ZM203 44H204V43H202V45H201L202 47H204V45H205V44H204V45H203ZM226 44L229 45V46H227ZM233 44H234V45L236 44V45H235V46H236V50L234 49V51H236L237 54L235 53V55H238V57L241 56V59H244V60L241 61V59H240V61H241L242 63L238 60V61L240 62V63H239V62L237 61V59H239V58H237L236 56H235V57L233 56L234 58H237V59L233 60L234 58L231 59V55H232V54H230L229 56H230V59H231L232 62H229V63H230L229 65H231V66H228V64H227V61H228V60H227V59H229V56L227 55V53H229V50L233 47ZM238 44H239L240 46H239ZM41 45L44 46V47L42 46V47H43L42 49H41ZM45 45H46V44H45ZM52 45H53V46H52ZM80 45H81V46L83 45V47H84V48L82 47L83 50L80 48ZM106 45L109 47V48H108V49H109L108 53L112 52L113 49H114V51L116 50V53L113 52V53H111L112 55H111V54L108 55L107 52H106V51H107V49H106L107 46H106ZM110 45H111V46H110ZM132 45H134V46H132ZM159 45H157V46L159 47ZM187 45H189V46H187ZM221 45H222V46H221ZM244 45H245V47H244ZM4 46H3V47H4ZM58 46L61 47V49L58 48ZM67 46H66V47H67ZM75 46H76L78 49H77ZM152 46H154V45L152 44ZM152 46H151L150 48H152ZM157 46L155 45V47H153V48L156 49ZM162 46H163V47H162ZM178 46H179V47H178ZM180 46H182L183 48L188 47L189 49H190L191 47L194 46V48H192L193 51H190L191 53H193V54H192V55H193V58H194V59L192 58L193 64H194L195 66H196V65H197V66L200 65V67H198V68H199V71H200V68H201V73H202L203 70H204V72H203L202 74L199 73V74L202 75V76L200 75V79H197V75H199V74H196L198 71L195 72L196 70H194V69H196V68H193L194 65H193V67H192V65H191V64H192V61L190 62L189 60H187L188 62H190V63H188V62H186V59H184V58L181 57V55H183L185 58H186V56H187L188 58L190 57V60H191V57H192V56L189 54V51L186 50V51L188 52V53H186V51H185L182 47H180ZM190 46H191V47H190ZM195 46H196V47H195ZM212 46H210V47L212 48ZM215 46H213V48H214ZM225 46H226V47H225ZM235 46H234V47H235ZM242 46H243L245 49L241 48ZM255 46H256V47H255ZM3 47H0V49H3ZM72 47H73V48L75 47L74 49H75V50H79V51H74V49H73ZM112 47H113V48H112ZM129 47H130V48H129ZM136 47H137L138 51H137V49H134V48H136ZM238 47L241 48L244 52H243L242 50L240 51V50L238 49ZM257 47H259V48H257ZM56 48H57V49H56ZM79 48H80V49H79ZM87 48H88V47H87ZM89 48H88V49H89ZM99 48H100V49H99ZM104 48H105V50H104L105 52L103 51ZM111 48H112V49H111ZM126 48H127L128 52H127ZM128 48H129L130 50H129ZM139 48H140V49H139ZM213 48H212V49H213ZM254 48H255V49H254ZM8 49H7V50H8ZM28 49H29V50H28ZM40 49H41V50H40ZM59 49H60V50H59ZM63 49H64V50H63ZM88 49H86V52H89V51H87ZM96 49H97V48H96ZM118 49H119V50H118ZM172 49H173V50H172ZM179 49H180V50L182 49L181 51H185L184 53H186L187 55H186V56H185L184 54H181V55H180L181 52H180ZM192 49H191V50H192ZM194 49H195V50H194ZM196 49L199 51V53L197 52L196 55H195V57H194V53L197 51ZM204 49H205V47H204ZM227 49H229V50L227 51ZM4 50H6V49L4 48ZM4 50H3V51H4ZM16 50H14V51H15V52L13 53L14 56H16V55L19 54V53H21V55H22V52H23L22 50H21V52H18V51H16ZM34 50H35V51H34ZM61 50H63V51H61ZM65 50H66L68 53L66 52V54H65V52H64ZM81 50H82V52H83V55H82ZM110 50H111V51H110ZM131 50H132V51H131ZM148 50H149V49H148ZM150 50H151V49H150ZM175 50H176V51H175ZM209 50H210V49H209ZM214 50H215V49H214ZM232 50H233V49H232ZM237 50H239V52H242L245 56L242 55V54H240V53H238ZM253 50H255V51H253ZM257 50H259V52H256ZM3 51H1L0 54H1ZM19 51H20V50H19ZM28 51H30V52H28ZM33 51H34V52H33ZM40 51H42L41 54H40ZM48 51H49V49H48ZM60 51H61V52H60ZM134 51H136L137 53L134 52ZM252 51H253V54H252ZM10 52H7V53H10ZM16 52H18V53L15 54ZM26 52H27V53H26ZM59 52H60V53H59ZM69 52H70V54H69ZM72 52L75 53V56H74V53H72ZM77 52H78V53H77ZM92 52H93V51H92ZM103 52L105 53V55L103 54ZM126 52H127V53H126ZM34 53H35V54H34ZM57 53H59V54H57ZM147 53H148V54H147ZM163 53H164V54H163ZM167 53L170 54V55L168 56ZM172 53H173V54H172ZM174 53L177 54V55H175ZM218 53H219V55H218ZM222 53H224L223 55H225V56H224V57L226 58L225 61H223L224 59H223V55H222ZM225 53H226V54H225ZM233 53H234V52H233ZM255 53H256V54H255ZM257 53H258L259 55H258ZM260 53H261V55H262L263 57L260 55ZM2 54H3V53H2ZM10 54L12 55V53H10ZM32 54H33L34 56H33ZM38 54H37V55H38ZM67 54H68V55H67ZM72 54H73V55H72ZM106 54H107V55H106ZM123 54H124V56H123ZM125 54H126V55H125ZM128 54H129V56H128ZM137 54H138V56H137ZM216 54H217V57H215ZM3 55H4V54H3ZM3 55H0V60L2 59L1 56H3ZM5 55H6V53H5ZM5 55H4L3 57H5ZM11 55L7 54V55H6V58H7V56L10 57ZM37 55H36V57H35L34 59H37V61H38V59H40V57L38 58L39 55H38V56H37ZM80 55H81L82 57H81ZM133 55H134V56H133ZM162 55H165V56H162ZM166 55H167V58H166ZM171 55H172V57H171ZM173 55H174V56H173ZM188 55H189V56H188ZM253 55L255 56V57H254L255 59L252 58ZM256 55H257V56H256ZM12 56H13V55H12ZM45 56H42V57H45ZM60 56H63V57H60ZM68 56H70L69 61H68ZM71 56H72V57H71ZM73 56H74V57H73ZM94 56H93V57H94ZM103 56H104V57H103ZM122 56H123V57H122ZM125 56H126V57H125ZM130 56H131V57H130ZM178 56H180V58H178ZM226 56H228V58H227ZM251 56H252V57H251ZM16 57H17V59H16ZM16 57H15V58L13 57V58L16 59V60L19 59L20 61L25 60L23 56L19 58V55H18V56H16ZM29 57H30V58H29ZM64 57L67 59L66 61H64L65 63L63 62V59L65 60ZM85 57H86V58H85ZM143 57H144V58H143ZM176 57H177V59H179V60L184 59V63H185V62H186V63L184 64V63L182 62V61H183V60H182V61H180V62H181V64H180L179 60H176ZM242 57H243V58H242ZM244 57H245V58H244ZM250 57H251V58H250ZM260 57L263 58L262 61H260V59H262V58H260ZM6 58H5V59L3 58L2 60H6ZM10 58H11V57H10ZM10 58H9V59H10ZM31 58H32V59H31ZM80 58H79V59H80ZM84 58H85L86 60H85ZM120 58H122V59H120ZM170 58L173 59V60H171ZM181 58H182V59H181ZM215 58H216V60H215ZM220 58H222V61H221ZM7 59H8V58H7ZM29 59H30V60H29ZM34 59H33V60H34ZM42 59H43V58H42ZM48 59L45 58V60H44L45 62L43 61L44 64H43V62H42V63L40 62V63L42 64V65H41L42 67H44V66H45V63H47V62L49 61ZM79 59H78V60H79ZM95 59H96V60H95ZM103 59H101V60H103ZM114 59H115V60H114ZM130 59H131V60H130ZM137 59H138V60H137ZM151 59H152V56H151ZM151 59H150V60H151ZM200 59H199V60H200ZM209 59H210V58H209ZM251 59H253V61L255 60L254 63H253V61H251ZM19 60H18V62H16V61L13 60V63L11 62V63L9 64V66H8V70H7V71H6V69H5V68H6L5 64L2 63V62H4V61H0V63H1L2 65H4V69H5L4 72H8V74L11 75V76H13V77H14V75L16 76V74L12 73V69L15 70V71H14L15 73L17 72V73L19 74V75L17 74L18 76H16V77H19L20 75H21V76L24 75V77H25V75H26L25 73H26L27 71H30L29 69H31V71H32V70L34 71V68H35V67H31L30 65H26V63L22 62V63H24V65H26V66H24L22 63H19ZM27 60H26V61H27ZM46 60H47V62H46ZM123 60H126L127 63H129V64L125 63L126 61H123ZM174 60H176V61H174ZM257 60H259V61H257ZM6 61H7V60H6ZM6 61H5V62H6ZM9 61H11V59H10ZM40 61H41V59H40ZM55 61H56V62H55ZM106 61H108V62H106ZM117 61H118V62H117ZM119 61H121V64H120L121 66L119 65V63H120ZM134 61H135V62H134ZM137 61H138V62H137ZM158 61L161 62V64H162L163 66L161 65V67H160V65H158ZM166 61H167V64L165 63ZM170 61H172V62H170ZM177 61H178V62H177ZM216 61H218V62H216ZM220 61H221V62H220ZM229 61H230V60H229ZM236 61H237V62H236ZM14 62L17 63V64H19V65H18V66L15 65L16 67L13 68L12 66L15 64ZM31 62H32V63H31ZM61 62H62V63H61ZM79 62H80L81 65L79 64ZM94 62H96V63H94ZM98 62H102V63H103V64L101 63L102 68H101V66H100V67H99L100 69H96V68L98 67V65H100ZM104 62H106V63H104ZM131 62H132V63H131ZM144 62H141V63L143 64ZM147 62H146V63H147ZM162 62H163V63H162ZM168 62H169V63H168ZM175 62H177V63L174 64ZM219 62L221 63L220 66H219ZM233 62H234V63H233ZM261 62H263L262 65H261ZM37 63H38V62H37ZM37 63H36V65H38L37 68H41V67H39L40 64H39V63L37 64ZM111 63H114L115 65H113V64H111ZM117 63H118V64H117ZM123 63H124V64H123ZM134 63H135V65H136L137 68L139 67V68H138V69H139L138 71L135 70L136 67H135ZM178 63H179L180 65H178ZM182 63H183L185 66L187 65V63H188V65H189V64L191 65L192 69H193L194 72H195V73L193 74V77L191 76L193 70L190 69V66H189L190 71H189V69L187 68L188 65L186 66L187 69L184 70V69H183L184 66H183ZM211 63H212L213 65H214L215 63H216V64L213 66ZM231 63H232V64H231ZM235 63H236V65H234ZM237 63L241 65V66L239 65L238 68L236 67V66H237ZM257 63H259V64H257ZM6 64L8 65L7 62H6ZM11 64H13V65L11 66ZM20 64H21V65H20ZM47 64H48V63H47ZM47 64H46V65H47ZM60 64H59V65H60ZM96 64H98V65L96 66ZM108 64H109V65H108ZM116 64H117V65H116ZM130 64H132V65L130 66ZM144 64H145V63H144ZM165 64L167 65V67H166ZM171 64H172V66H173V65H174V66L177 65L178 68H177L176 70H178V69H180V68L183 69V71H182L181 69L178 70L180 73H182V74H180V75L184 76L183 78H181L182 76L178 78L179 73H175L174 68H176V67H174V66H173V67L170 66ZM201 64H203V65L201 66ZM225 64H227V65H225ZM242 64H243V65H242ZM252 64H255V65H252ZM43 65H44V66H43ZM50 65H49L48 67H50ZM57 65H55V66L53 67L52 72H53L54 68L58 67ZM77 65H78V66H77ZM79 65H80V69H81V66H82L83 69L86 68L88 71L92 69L91 71H89V72H92V74L90 73V75H89V72H87V71L85 70V71L87 72V74H88V76H87L86 73H83V72H85L83 69L80 70V71L83 70V72L78 73V72H79V71H78L79 68H75V67H79ZM104 65H105V66L107 65V66L104 67ZM118 65H119L120 69L118 68ZM124 65H126V66H124ZM150 65H151V66H150ZM207 65H206V66H207ZM232 65H233L234 67H233ZM250 65H252V67H251ZM258 65H259V67H260V65H261L262 67L259 68V67H257ZM20 66H21V67H20ZM23 66H24V67H23ZM29 66H30V68H27V67H29ZM65 66H66V67H65ZM112 66H113V67H112ZM115 66H116V67H115ZM128 66H129V67H128ZM132 66H133V67H132ZM149 66H150L151 68H153L152 66H154V68H155V67L157 68V67L159 66V68H160L159 72H158V71H155L156 69L154 70V71H155V72H154V75H155L154 78H155V79H156V78H157V79H158V78H159V79H162V78H163V79H162V80H159V79H158L159 82L157 81V83H156V80L154 79V81H155V82H154V81H153V77L151 76V77H152V79H151L152 81L147 80V77L150 79V75H153V72H151L152 74H150V73H148V72L153 71V69H154V68H153V69H150ZM197 66H196V67H197ZM206 66H204V67H206ZM217 66H219V67H218L219 69L217 68V70H216V67H217ZM224 66H225V69H226V70H224ZM0 67H1V66H0ZM19 67H20L19 72L21 71V69L24 70L25 68L27 69V71L24 70L25 72H23V70H22V71H21L22 74H23V75H22L21 72L19 73L18 70H17ZM22 67H23V68H22ZM46 67H47V66H46ZM46 67H44V68H46ZM60 67H63V66H60ZM87 67H88L89 69H88ZM90 67H91V68H90ZM114 67H115V68H114ZM122 67H123V68H122ZM124 67H127V68H124ZM130 67H132V68H130ZM140 67H141V68H140ZM162 67H164V68H162ZM179 67H180V68H179ZM182 67H183V68H182ZM204 67H203V68H204ZM227 67H228V69H227ZM229 67H230V68H233L234 70L237 69L238 71L235 70L236 72L232 73L234 70L231 72L232 69H229ZM250 67H251V69H250ZM254 67H255V68H254ZM256 67H257V68H256ZM9 68H12V69L10 70ZM15 68H16V69H15ZM32 68H33V69H32ZM37 68H35L36 71L33 72L34 74H33L32 72H28L27 74H31V73H32V75H33V76L31 75L32 77H34L35 75H38V76H39V74H35V73H38L39 70H40L39 73H42L43 71H42V68L39 69V70H38ZM51 68H52V66H51ZM51 68H50V69L47 68V69H48V71H47L48 73H47V72L45 73V75H46V74H49L48 77H50V75H52V72H51V74L49 73V72L51 71ZM74 68H75V70L78 71L77 73L80 74L79 76H78L77 73H75V70H74V73L77 74V76L75 77V75L72 73V69H74ZM111 68H112V69H111ZM121 68H122V70H124L125 72H123V71L121 70ZM159 68H157V69H159ZM171 68H172V69H171ZM214 68H215V69H214ZM221 68H222V70H224L223 73L221 72V73H222L221 77H223V75L225 74V72H226V73L228 72L229 75H224V78H225L226 76H230V75H231L230 77H231L232 79H230V77H226V78H228V81H231L230 83H233V80L236 79V81L234 82V84H235L234 86L237 87V88H235V87L233 86V84H231V87L233 86V87L235 88V90H237V91L241 90L242 92H243V91H245V92H247V91H248V92H249V91H250V92H255L254 94L256 95V97L259 96V95H257V94H258V92L260 91L263 95H261L259 98H253V97H254V94H253V93H252V94L249 93V95H248V92H247V93L243 92V94L240 92V93H239L240 95H238V92H237V91H236V93H235V91H234V93H233V90H232V89H234V88H233V87H232V88H229V87H230L229 84H228V88H229V89H227V87H226L225 85H224V87H226V90L222 89V88H223V86H222L223 84H222V83L220 84V87H221V88H220V87L218 86L219 82H221L220 79L223 81V83H224V81L228 83V81H226V79L224 80V78H220V76H219V75H220L219 73H220V71H221ZM253 68H254V69H253ZM56 69L58 70V68H56ZM60 69H61V72H59L60 74L63 73V72L65 73L64 70H63V72H62V69H63V68H60ZM60 69H59V71H60ZM102 69H103V70H102ZM115 69H116V70H115ZM140 69H141V70L144 69V73H145V72H147V73L144 74L143 72H141ZM161 69H162V70H161ZM164 69H165V71L171 69V70H170L171 72H169V71H168V72H164V71H163ZM213 69H214L215 71H214ZM239 69L241 70V72H240ZM247 69H248V71L246 72ZM260 69H261L262 71H261ZM0 70H1V68H0ZM2 70H3V68H2ZM9 70H10L11 72H9ZM43 70H44V72H45L46 69H43ZM49 70H50V71H49ZM95 70H101V71H96V73H98V74L96 75V73H93V72H95ZM112 70H113V71H112ZM117 70L120 72V74L117 72ZM120 70H121L124 74H123ZM126 70H127L128 72H127ZM187 70H188V72H191V74L189 73V75H188V72H187V75H185L184 72L187 71ZM197 70H198V69H197ZM208 70H210L209 72H211V74H210L209 72H207ZM212 70H213V72H215V73L212 74ZM229 70H230V72H231L232 74L229 72ZM249 70H250V72H249ZM253 70H254V71H253ZM256 70H257V71H256ZM37 71H38V72H37ZM55 71H56V70H55ZM133 71H134V72H133ZM173 71H174V72H173ZM178 71H177V72H178ZM205 71H206L207 73H206ZM217 71H218L219 73H217ZM255 71H256V76H255ZM258 71H259L260 73H259ZM2 72H3V71H1L0 74H1ZM56 72H58V71H56ZM56 72H55V73H56ZM66 72H67V69H66ZM69 72L72 73L73 76L75 77V78H73V76H72L73 79L76 80V78L78 77L77 79L80 81V82H79V85H77L78 81L76 80L77 83L74 84L75 86H73V87L71 86L72 83H73V81H75V80H73V79L71 78L72 81H71V80H70V82L68 81V80L70 79V73H69ZM99 72H101L102 74L100 73V75H99ZM114 72H115V73H114ZM136 72H141V74H138V75H137ZM157 72H158V74H159V75L157 74L158 77H157V75H156ZM160 72H161V73H160ZM163 72H164V74H165V78H164V74H163ZM239 72H240V74H239ZM10 73H12V74H10ZM55 73H53V74H55ZM64 73H63V74H64ZM82 73H83V74H82ZM121 73H122V74H121ZM131 73H132V74H131ZM173 73H174V74H173ZM204 73H206V76H205V75L203 76ZM208 73H209V74H208ZM216 73H217V74H216ZM236 73H237V74H236ZM250 73H251V74H250ZM262 73H263V74H262ZM57 74H58V73H57ZM57 74H56V75H57ZM63 74H62V75H63ZM65 74H66V73H65ZM65 74H64V75H65ZM93 74H95V75L93 76ZM104 74H103V75H104ZM127 74H128V75L131 74V75H133V76H130V75L128 76ZM147 74H148L149 76H148ZM161 74H162L163 76H162ZM169 74H171V75H169ZM175 74H177V75H175ZM215 74H216V76H215ZM233 74H234V75H233ZM248 74H249L250 76H249ZM252 74H253V75H252ZM2 75H3V76L0 75V76H1L0 78L4 77V78H2V80H3L2 82L7 83V85H6V84L4 85V84L1 82V80H0V83H2V84H0V87L3 86L2 88H4V86H6L5 88L11 89V88L8 87V86H9V85L11 86V83L14 84L13 81H12V79H14V78L12 77V79H11V76H9V75L7 76L6 73H4V74H2ZM4 75H6L8 78L5 77ZM84 75H86V76H84ZM122 75H123V76H122ZM154 75H153V76H154ZM172 75H173V76H172ZM195 75H196V78L194 77ZM209 75H211L212 80L214 79V77L216 78V77L218 76L217 78H220L219 80H216V82L219 81L218 84H216V85L213 84V83H215V82H214L215 80L213 81V83H212V80H211L210 82H207V81H209V80H208V79H209L208 77H210ZM212 75H214V76L212 77ZM28 76H29V75H28ZM28 76L26 75L25 79H26ZM38 76H36L37 79L39 78ZM41 76H42L43 78H42ZM41 76H40V78H42V80L40 79V80H38V81H39V82H41V81H42V82L45 81V80H44V77L46 78V76H44V73H42ZM96 76H98V77H96ZM136 76H137V78H138V80H136V81H139L140 79L142 80V77H143V76H144V80H145V77H146V80H145V81H144V80L142 81V82L145 83V84H143V83H137V82L135 83V79H137ZM169 76H170L171 78H170ZM186 76H188L189 79H190V77H191L192 79L195 78L196 81L194 80L195 82H191V80H189ZM207 76H208V77H207ZM259 76H260V77H259ZM9 77H10V79H9ZM16 77H15V78H16ZM24 77H23L22 79H21V78H20V79L18 78V80H19L20 83H21V82L23 83V81H25V80H23ZM52 77H54V78L56 79V81L58 82V80H57V78L55 77V75L51 76V78H52ZM57 77H58V75H57ZM59 77H60V76H59ZM59 77H58V78H59ZM62 77H63V76H62ZM62 77H60V79H61ZM64 77H65V76H64ZM79 77H80V78H81V77H82V78L84 77V78H83L84 80H83V79H80ZM87 77H88V78H87ZM122 77H123V79H122ZM130 77H132V78L130 79ZM134 77H135V78H134ZM140 77H141V78H140ZM160 77H161V78H160ZM185 77H186V78H185ZM201 77H205V78L202 79ZM242 77H243V78L246 77V78L244 79L245 81L243 80ZM248 77H249V78H248ZM251 77H253L254 79L251 78ZM261 77H262V78H261ZM5 78L8 79L11 83L8 84L9 81H8V82H5V80H6ZM54 78H53V82H54V80H55ZM95 78H96V80H95ZM139 78H140V79H139ZM166 78H167V80H166ZM198 78H199V76H198ZM257 78H258V79H257ZM28 79H29V77H28ZM28 79H26V81H28V82H25V83H27V84H28L29 81H30V80H28ZM37 79H36V80H37ZM46 79H47V78H46ZM63 79H64V78H63ZM132 79H133V80H132ZM168 79H169V80H168ZM178 79H179V80L182 79V81H180V85H179V80H178ZM184 79L187 81V82H186L187 85H186V84L184 85V84L181 83V82L185 81ZM237 79H238V80H237ZM247 79L251 81V82H250L251 85L248 83L249 81H248ZM255 79H256V80H255ZM14 80L16 81V82H15V85L19 84V83H17V82H18L17 78L14 79ZM20 80H21V81H20ZM32 80L34 81L35 79L33 78ZM32 80H31V81H32ZM36 80H35L34 82L32 81V83H29L31 86H30V87L28 86V87H29L28 90H30V88H33V87H32L33 84L36 86V83L38 82V81H36ZM48 80L50 81V78H48L47 81H48ZM94 80H95V81H94ZM127 80H128V82L130 83V85H129V83L127 82ZM163 80H164V81H163ZM165 80H166V81H165ZM177 80H178V81H177ZM198 80H200V81H198ZM242 80H243L244 82H243ZM31 81H30V82H31ZM49 81H48V82H49ZM51 81H52V79H51ZM51 81L49 82V84H50V83H51V84L53 83V82H51ZM61 81H62V79H61ZM61 81L59 80L60 83H61ZM67 81H68V83H66ZM111 81H112V82H111ZM148 81H149V82H148ZM192 81H193V80H192ZM204 81H205L206 83H205ZM246 81H247L248 84L246 83ZM255 81H256V82H255ZM260 81H261V83H260ZM35 82H36V83H35ZM57 82H54V83L57 84ZM59 82H58L59 85H56V84L54 85V84H52L50 87H48L49 84L46 83V81L43 82V83H41V84H42V85H44V83L48 84V86H47L46 84H45L44 86H47V87L49 88V90H50L51 87L53 88V86H54V88H53L54 91H58V90L56 89L57 86H59V88H61V89L64 88V87L62 86V85H64V84H62V83L60 84ZM71 82H72V83H71ZM85 82H86V83H85ZM105 82H107V84H106ZM122 82H123V83H122ZM131 82H132V85H131ZM146 82H148V84H147ZM242 82H243V83H242ZM258 82H259V84H258ZM16 83H17V84H16ZM22 83H21V86H20V87L23 86ZM25 83H23V84H24V86L26 87L27 85H25ZM74 83H75V82H74ZM84 83H85V84H84ZM104 83H105L106 85H104ZM110 83H111L110 86H112V85H113V86L109 88L108 86H109ZM126 83L128 84L129 89H128ZM133 83H134V84H133ZM152 83H153V84H152ZM154 83H156V84H154ZM169 83H170V82H169ZM175 83H170L171 85L169 84V86H172L173 84L175 85ZM183 83H185V82H183ZM197 83H198V84L200 83L199 85H201V87H200L201 90H204L206 87H207L206 89H208V90H204V91H205V92L203 91L204 94H202V93L200 94V93L195 92L196 90L198 91V89H199V88H197L196 90L194 89V86H195V88H196L197 86H199ZM203 83H205L206 85L203 84ZM207 83H208V84L210 83V84L208 85ZM227 83H225V84H227ZM238 83H239V84H238ZM245 83H246V85H245ZM252 83H254V84H252ZM38 84H39V85H38ZM38 84H37V87L40 86V83H38ZM117 84H118V83H117ZM123 84H124V85H123ZM135 84H137V85L139 84V86H138V87L135 86V87L133 88L132 86H134ZM149 84H150V85H149ZM162 84H163V85H162ZM166 84H167V83H166ZM202 84H203V85H202ZM211 84H212V85H211ZM261 84H262V85H261ZM15 85H13L12 87L15 88V87H14ZM19 85H20V84H19ZM42 85H41V86H42ZM76 85H77V87H76ZM91 85H88V83H87V86H88V87L91 86ZM97 85H96V86H97ZM210 85H211V86H210ZM213 85H214V87H213ZM242 85H245V86L243 87ZM24 86L22 87V88H23V89H22L23 91H24ZM44 86H43L42 88H44V89L47 88V87H44ZM55 86H56V88H55ZM60 86H62L63 88L60 87ZM87 86H85V87L87 88ZM106 86H107V87H106ZM115 86H114V87H115ZM119 86H120V87H119ZM166 86H167V85H166ZM166 86H165V85L163 86V87L165 88L164 90H166ZM179 86H180V87H179ZM215 86H216V87H215ZM238 86H239V87H238ZM241 86H242V87H241ZM246 86H247L248 90H247ZM253 86H254V88H252ZM17 87H18V85H17ZM17 87H16V88H17ZM37 87H35L34 92H38V91H39V90L36 91V88H37ZM91 87H92V86H91ZM91 87H90V88H91ZM93 87H95V86H93ZM124 87H123V88H124ZM142 87H141V88H142ZM157 87L155 88L156 90H157ZM208 87L210 88V90H209ZM2 88H1V90H3V91H1V92H3V94H4V92H5L6 90H8V89H5V91H4V89H2ZM13 88H12L10 91H9V90H8V91H9L10 93L13 92ZM39 88H40V87H39ZM48 88H47V89H48ZM52 88H51V89H52ZM59 88H58V89H59ZM68 88H69V87H68ZM106 88H108V89H106ZM116 88H115V89H116ZM167 88H168V87H167ZM170 88H172V89H170V90L167 89V90H169V91L173 90V87H170ZM184 88H182L183 91H185V89H187V88H185V89H184ZM202 88H204V89H202ZM212 88L215 89V90H213ZM238 88H239V89H238ZM243 88H244V89H243ZM18 89H19V87L17 88V90H18ZM20 89H21V88H20ZM33 89H34V88H33ZM37 89H38V88H37ZM44 89L41 91V88H40V91L43 93ZM55 89H56V90H55ZM61 89H60V90H61ZM66 89H67V88H66ZM69 89H70V88H69ZM74 89H73V90H74ZM93 89H94V88H92V90H93ZM97 89H96V90H97ZM110 89H111V90H110ZM115 89H113V91H114ZM132 89H131V90H132ZM145 89H146V87H145ZM155 89H154V90H155ZM162 89H163V88H162ZM188 89H187V91H189ZM218 89H221V91H220V90L218 91ZM230 89L232 90L231 92H232L234 95H232L230 92H229L230 94L227 93L228 90L230 91ZM257 89H258L259 91H258ZM22 90H21V91H22ZM28 90L26 89V91H24V92H26L25 94H27V91H28ZM45 90H46V89H45ZM49 90H46V91H49ZM212 90L215 91V92H213V93L211 94ZM254 90H255V91H254ZM8 91H6V95L9 94ZM40 91H39V92H40ZM206 91H208V95L206 94ZM209 91H210V93H209ZM222 91H224V92L227 91L226 94H225L224 96H222V95L224 94ZM1 92H0V97H2V100H4V102H5V100H6L8 97H7L6 95H4V96H6V97H4V98H5V99H4L3 96H1V95H3V94H1ZM31 92H33V91H31ZM34 92H33V93H34ZM41 92H40V93H41ZM173 92H174V91H173ZM173 92L171 91V92L168 93V92L166 91V94H165V93H164V94H165V96H167L166 98H169L168 96L170 95V93H173ZM200 92H201V91H200ZM7 93H8V94H7ZM14 93L17 94L16 90L14 91ZM14 93H11V94H13V96H12L11 94L8 95V96H10V98H11V97H14V96H15V98L17 97V99H16L17 101H18V99L20 98V97H18V95H19V94H22V95H23V92H22V93H21V92L19 93V91H18L17 96L14 95ZM28 93H29V92H28ZM42 93H41V94H42ZM215 93H216V94H215ZM217 93H220V94L222 93V94H221V95L218 94V96H217ZM256 93H257V94H256ZM38 94H39V93H38ZM38 94L35 93V95H38ZM193 94H194V95H193ZM199 94H200V96L202 95L203 97H205L204 95L209 96V97H205V98L202 99V96H201V97L199 96V98H201V100H200V99H198V95H199ZM227 94H229L230 96H228ZM22 95H21V98H22ZM29 95H30V93H29ZM39 95H40V94H39ZM213 95H216V96H213ZM226 95H227V96H226ZM235 95H236V96H235ZM241 95H242V96H241ZM244 95H245V96H244ZM246 95H247V97H249L248 100H247V105H246L245 103H243V102H244L243 100L246 101V99H247V98H244V97H246ZM26 96H27V95H26ZM165 96H164V97H165ZM211 96H212V97H211ZM219 96H222V98L226 97V101L228 100L227 102H225L226 104H225V103H222V102H224L225 100L223 101L222 98H218ZM231 96H233V99L231 98ZM237 96H238L237 100H239L238 103H240V104H242V105L238 104L237 102L235 103V100H234V99H235ZM23 97H24V96H23ZM28 97H29V98L31 97V98H30V102H31V103H32V102H35V101H36L37 104H39V103H43L42 100H41V102H40V101H38L39 99H38V100L36 99L37 96L35 97V96L30 95V96H28ZM28 97H27V98H28ZM34 97H35L36 100L33 99ZM214 97H216V98H214ZM234 97H235V98H234ZM239 97H241L240 99H241L242 103L240 102ZM15 98H13L12 100L8 98L7 100H9V102H10V101L12 102V101H15ZM230 98H231L234 102H232V100H231ZM0 99H1V98H0ZM23 99H25V98H23ZM23 99H20V100H19L20 102L18 101L19 104L17 103V101H16V102H12L13 105L10 103L8 106H5V108L8 107L7 109H10V108H11L10 105H12V107H14V106H15L14 103H15V104L17 103L16 106H15V108H17L18 105H19L20 107H22L24 101H26V102L29 101V99L24 100V101H23ZM32 99H33V100H32ZM55 99H56V98H55ZM60 99H61V98H60ZM214 99H215V101H213V102L216 103L217 107L214 106V105H213L214 107H212V106L210 107L211 104H209V103L211 102V100H214ZM221 99H222V100H221ZM224 99H225V98H224ZM242 99H243V100H242ZM253 99H254V100H253ZM259 99H260L261 101H260ZM21 100H22V103H21ZM57 100H58V98H57ZM61 100H62V99H61ZM149 100H150V99H149ZM198 100H199V101H198ZM209 100H210V101H209ZM237 100H236V101H237ZM44 101H45V100H44ZM59 101H60V100H59ZM151 101H153V99L150 100V101H148V102L151 103ZM216 101H217L218 103H217ZM248 101L250 102V104L248 103ZM0 102H2V103H0L1 105H2V104H6V105H7V103H3V101H0ZM6 102H7V101H6ZM153 102H154V101H153ZM187 102L190 103L189 101H187ZM196 102H197V103H196ZM200 102H199V103H200ZM213 102H212V103H213ZM231 102H232V103H231ZM253 102H254V107H251V105H252ZM20 103H21V105H20ZM28 103H29V102H27L26 105H28ZM31 103H30V104H31ZM36 103H35V104H36ZM45 103H46V101H45ZM58 103H60V102H58ZM104 103H105V102H104ZM202 103H200L199 106H202V105H203ZM227 103H228V105H227ZM32 104L35 106L34 103H32ZM32 104H31V105H28V106H26V105L24 106V105H23V107H24V108H28L29 106H32ZM219 104H220V105H219ZM222 104H223V105H222ZM224 104L227 105L226 107L229 106V111H230V109H232V112H233V113H230L229 118H228L229 113L227 114V112H228L227 110H228V109L225 108ZM231 104H232V106H231ZM244 104H245L246 107H248V106L250 105V106H249L250 108H252V109L255 108L254 110H252V111L249 112L250 115H252V114H257V115H255V117H254L253 115H252L253 117L248 116L249 114H247L248 112H246V111H249V110H251V109L245 107V109H246V110H245V109L242 107V106H244ZM248 104H249V105H248ZM259 104H260V105H259ZM101 105H102V103H101ZM104 105H105V104H104ZM257 105H258L259 108L256 107ZM2 106H3V105H2ZM199 106H198V107H199ZM208 106H209V107H208ZM219 106H220L221 108H220ZM252 106H253V105H252ZM20 107H19L18 109H21ZM23 107H22V108H23ZM187 107L189 108V106H187ZM187 107H185L184 109H186ZM198 107L195 109L196 111H197ZM204 107H202V108H204ZM234 107H235V109H234ZM1 108H2V107H1ZM1 108H0V109H1ZM209 108L211 109L210 111H212V112L208 111ZM214 108H215V110L217 109V110H216L217 112L214 111ZM218 108H220L221 110L219 109V110H220V111H219ZM223 108H224V109H223ZM261 108H260V110H261ZM3 109H4V108H3ZM7 109H6V110L4 109L5 111H3V113L6 112V111H9V110H7ZM200 109H201V107H199V110H200ZM212 109H213V110H212ZM243 109H244L245 111H244ZM257 109H258L259 112H257ZM10 110H12V108H11ZM203 110H205V109H203ZM206 110H205V112H206ZM222 110H225V111H226V112L224 111V114H225V115L227 114L225 118H224V114L222 113V112H223ZM234 111H236V112H235L236 114L234 113ZM239 111L242 113L240 116L238 115V114H240ZM242 111H244V112H242ZM253 111H255L256 113H254ZM1 112H2V111H1ZM1 112H0V113H1ZM245 112H246L247 116H246ZM198 113H199V112H198ZM251 113H252V114H251ZM258 113H259V114H258ZM231 114H232V117H233V114H235L234 117L237 118V120L235 119L234 122H237V121L240 119V120L238 121L239 124L232 123L233 121L230 122L231 124L236 125V126H233V127H236V129H238L237 127H239V126H237V125H241V126L239 127V129L236 131L237 133H235V134H233L232 132H230L231 129L233 130L232 125L229 126V125H228L229 123L227 124V120H224V119H226V118H227L228 120H229V119H233L234 117L232 118V117H231ZM0 115H1V114H0ZM236 115H237V116H236ZM2 117H3V116H2ZM2 117H0V118H2ZM230 117H231V118H230ZM246 117L249 118V120H248ZM219 118H220V120H218ZM221 118H222V119H221ZM250 118H251V121H250ZM252 118H253V120H252ZM201 119L203 120L202 116L198 119V122H199L200 124H202V125L205 124V122H201V121H202ZM212 119L215 120V121H213ZM241 119H242V120H241ZM199 120H200V121H199ZM222 120H224V122H221ZM230 121H231V120H230ZM242 121H243V122H242ZM244 121H245V122H244ZM254 121H253V122H254ZM257 121H256V123H257ZM162 122H164V123H162ZM212 122H214V123H212ZM217 122H220V123H217ZM225 122H226V125H225L226 128H225V126H224V123H225ZM228 122H229V121H228ZM238 122H237V123H238ZM166 123H167V122H165V120L162 119V121H161V123H159V125L161 126V125L163 124V125H162L163 127H165V128H169V129H170V126H172V122H168V124H167L166 126H164ZM240 123H242V124H240ZM250 123H251V125H253V126H250ZM258 123H257V125H258ZM211 124H210V125H211ZM220 124H222V125H220ZM247 124H248V126H245V125H247ZM169 125H170V126H169ZM255 125H256V124H255ZM157 126H158V125H157ZM162 126H161V128H160V127H159V128H160V129H165V128H163ZM167 126H168V127H167ZM211 126H212V125H211ZM228 126H229L231 129H230ZM242 126H245V128L247 127V129H248L247 133L249 132L250 135H249V133H248V134H246V133L243 134V133H242V132H243L242 129L244 128V127L241 128ZM213 127H214V126H213ZM223 127H224V128H223ZM227 127H228V129H227ZM257 127H258V126H257ZM263 127H264V126H263ZM211 128H212V127H211ZM240 128H241V129H240ZM169 129H167V130H169ZM219 129H220V130H219ZM221 129H222L224 132H222ZM236 129H234V130H236ZM247 129H246V130H247ZM249 129H250V130L252 129L253 132H252V130L249 131ZM254 129H255V130H258V132L260 131V133H262L263 135H262V134H258V132L256 131L257 134H258V137H257L256 133L254 132ZM170 130H171V129H170ZM211 131H212V129H211ZM216 131H218V132L220 131V132H219L218 134H216V133H217ZM225 131H226V132H225ZM227 131H228V132H227ZM240 131H241V133H239ZM261 131H263V132H261ZM215 132H216V133H215ZM221 132H222V133H221ZM233 132H234V131H233ZM244 132H246V131H244ZM231 133H232V134H231ZM220 134H221V135H220ZM253 134H254V135H253ZM224 135H225V136H224ZM231 135H232V136H231ZM234 135H235V136H234ZM240 135H241V136H240ZM247 135H248V136H247ZM259 135H262L263 137L261 136L262 138H260ZM237 136H238V137H237ZM255 136H256V137H255ZM218 137H219V138H218ZM222 137H224V138H222ZM229 137H230L231 139H230ZM241 137H243V138H241ZM251 138H252V139H251ZM232 139H233V141H232ZM254 139H255V140H254ZM241 140H242V141H241ZM244 140H245L246 142H245ZM252 140H253V141H252ZM237 141H238V142H237ZM247 141H248V142H247ZM258 141H259V142H258ZM261 212H262V211H261ZM259 213H260V212H259ZM261 214H262V213H261ZM261 214H260V215H257V216H258V217H260V216L262 217L263 214H262V215H261Z\"/></svg>", "mask_w": 264, "mask_h": 264}]
</instances>
